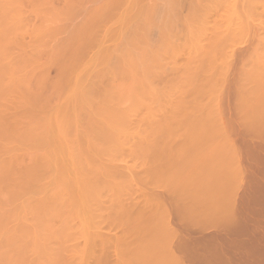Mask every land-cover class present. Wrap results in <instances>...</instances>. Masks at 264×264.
Returning <instances> with one entry per match:
<instances>
[{
	"label": "bare ground",
	"instance_id": "obj_1",
	"mask_svg": "<svg viewBox=\"0 0 264 264\" xmlns=\"http://www.w3.org/2000/svg\"><path fill=\"white\" fill-rule=\"evenodd\" d=\"M26 1H27V3L29 4V6H30V10H32L34 13H38V12H42L41 10H43V8L44 9H49V7H50V5H52V0H0V264H60V263H64V264H82L83 263V261H82V259L80 260V262H79V257L80 256H78L79 255V251H81L80 253H82V255H83V253H84V256H86L87 254H88V250L91 248V246H92V244H94V242H92V244H91V242H89L88 240H85V241H88L91 245H85L84 244V240L82 241L83 242V245H85V246H87L88 248H84V246L81 248V247H77L80 243L78 242L79 240H78V236H85L86 235V233H87V223L89 224H91V225H93V226H89L88 225V227H89V230L93 227V229L94 228H96V227H98L99 225H97L96 223H94L93 221H95L97 218L96 217H92V216H95V214L97 213L98 215H97V217L99 216V214L101 213V215L103 214L102 212L103 211H105V209H107L106 208V205L108 204V206L107 207H110L109 206V204L110 203H105V205H103L102 203L103 202H105L104 200H106V201H108L109 202V200H107V198H108V196L107 195H109L111 192H112V190H111V192L109 193V189H107V183H109V184H111L109 181H111V180H108V178H107V176L109 175V173L110 174H112V176H111V178H109V179H113V178H115V177H113V176H115V172H113V171H110V169H111V167H112V165H116V163H114V164H109L110 163V161H114L115 162V154H117L118 153V150H122L123 149V147H125L124 149H126L127 148V146H128V149H131V147H132V150H133V148H137L136 146H135V144H136V142H137V144L136 145H143V143H138V141H141V139L143 138L142 136V138H140V140H138V138L140 137V133H141V135H146V132H148V133H150V135H146L147 137L148 136H150L149 138H151V136H154L153 137V139L157 136V135H159L161 132H162V130L164 131V133H166V131H167V133L169 134V133H172L170 136H173L175 133L179 136L180 134L178 133V129L177 130H173V129H176V128H179V127H176V126H179V125H176L177 123H183V121H179V120H181L180 118H176V117H171V120H168V119H170V118H168L169 116H171V114H172V116L173 115H175V114H173V113H176V115H177V113H178V111H175V109H177L178 107H176L175 109H174V111L175 112H173V113H171V112H169V114H168V112H167V115L165 114L166 112L163 110L164 109V107H163V109H162V107L160 108V111H159V109H157V108H159L158 106H159V104H160V106H165L166 104L165 103H163L162 101H163V99H164V102H166V101H168L166 98H165V95H166V93H167V95L166 96H168V99H169V97H170V101H173L174 99H175V97H178V100H181V98H183L184 96H186V95H183V97H179V95L181 94V93H183L182 91H186L185 90V87H186V89H188L187 91H191L192 89L194 90V91H191V93L192 92H194V93H196V95L194 96V98L195 97H197V101H199V100H201L200 99V96H199V94H201L204 90H210V88L209 87H206V86H209L208 85V78H209V75H208V77H207V74H209L210 73V71H211V69L210 68H212L211 66H210V57L212 56V57H214L213 55H215L216 53H215V51L217 52V50H216V47H218V46H216V43H218L219 41H221V38H223L225 35H224V33H226V32H224L225 31V29L224 28H217V26L215 27V25H216V22H214L215 21V19H213L212 17L213 16H210V14H211V12L212 11H214V13H215V11L216 10H213L214 8L215 9H217V7L219 6V8L221 9L222 8V5L224 4V6L226 5L225 4V0H224V3L221 5L220 3H222L223 1H218V3L216 4V6H214L215 5V3L214 4H211V0H208V2L209 3H207L206 4V2H207V0H204V1H202V0H196L195 2H196V4L194 3V6H193V4H191L192 3V1H191V3L190 4H188V5H192V7L191 8H193L192 9V11L193 12H191L192 14L190 15V17H184L186 20H184L183 21V19H182V21H183V24H182V26H185V27H180L181 29L183 28V32L182 33H180L179 34V31H177L178 33L175 35V33H176V30H175V33H174V31L173 30H171L174 26H171V25H173L174 24V19H173V17L174 18H176V12L175 11H178V10H175V4H170V6H169V1L170 2H172V1H175V0H165L163 3H166V6L162 3V6H161V8L163 7V6H165L163 9L164 10H160V9H156V8H159V7H157V5H159L158 3L156 4V7H155V3H156V1H154V5H152L150 2H149V4H147L146 6H149V7H143L142 5H144V4H142V2L143 1H141V0H96V1H94V0H91V1H94V2H96L97 4H94L93 2H92V4L93 5H90L91 7H93V8H91V10H90V12H88L89 10L88 9H86L87 11H86V13L88 12L89 14H88V21H86V22H93V20H96L95 21V23H97V24H94L96 27V29L94 28V26H93V28H94V33L97 31V29H98V31L95 33V34H93L92 32H93V29H91L92 30V32H90V33H92L91 35H89L87 38H92V35H93V40L91 39V42L93 43V45L95 46V51H93L92 52V54H90V56L88 57V58H86L85 59V61L84 60H82L83 58L81 57V56H84V55H82V50H81V56H78L79 55V53L77 54L76 52H80L79 51V48L81 47L80 46V42H83V41H81V39H86V37H84L83 38V30H84V28L86 27V22L84 23H82L83 25H81L80 27H78L77 28V25H76V28H73L72 26V28L71 29H74V31H73V33H71V34H74V38H75V43H74V38H72L73 36H71V38L73 39H69V37H68V41H73V43H72V41L71 42H69V43H71V45L72 46H74L75 48H73L74 50H75V53L73 54L72 52H69L70 50V48H69V46H70V44H69V46L67 45L68 43H66V42H64V44L65 45H67L68 46V48H66L65 50H67L69 53H71L72 55V58L73 57H75V58H77L75 55L77 54V56H78V58L80 59V58H82L81 60L83 61V63L81 64V63H79V62H81V61H79V59L77 60V62L75 63V65L73 64V62H75V58H73V62L71 63V56H69L70 58H69V61H70V63H68L69 65L71 64L72 66H69L68 64V67L69 68H67V67H65L66 66V63L64 64V66L63 67H65L63 70H65V73H63L62 72V69H61V71H60V73L62 72V76L60 75V78L61 77H64L65 75H68L67 77L68 78H66V76L64 77V78H66L67 79V81H66V79H64L66 82H65V86L63 85V82L64 81H61L62 83H60V85L62 86L63 85V87L62 88H60V90L62 89V90H64L65 91V89H63V88H67L66 90H67V94H66V98L64 99L63 98V100H62V104L61 103H59V104H56L55 106L53 105L54 103L53 102H51V103H53L52 104V106H49L50 105V96L49 97H47L48 95H50L49 94V92L47 91V92H45V95L44 94H42V93H44V92H41V94L43 95H41L40 94V89H41V86L43 85V84H45L46 82L44 81L45 80V77H43V76H41V74H40V76H38L37 74V76L39 77L38 79L36 78V76H35V78L37 79V81H35L36 82V84H35V82L33 83V82H31L30 80L32 79L33 80V78L34 77H32V73L34 72L35 73V70L37 71L39 68V66H42L43 65V63L41 64H39V60H36V58L37 59H39L38 58V55H37V53L36 52H32V51H36L37 50V52H41V47H40V49L39 48H37V47H39L40 45H39V42H37L36 40V42H32V41H34V38H35V36H40V35H42V38H43V36H44V38L46 37H49L51 34L52 35H54V34H58V30L60 31L59 33H61V29L63 28V26H64V23H63V25L61 24V22H64L65 20H67L66 18V16H63V17H65L64 19H62L63 21H61L58 25H60V27H61V29H59V26L56 24V25H51V24H54L55 22H54V20L56 19L55 18V13L56 12H60V11H56V9H55V13H53L54 14V19H50V18H53L52 16L50 17V16H48L49 18H45L47 21H49L50 22V20H51V24L49 25V22H45L44 20H43V17H44V12H43V14H41V13H38V14H40L41 15V17H39L41 20H43V22L41 21V23L39 22L38 23V25L39 24H41L42 26H38V25H35L36 27L38 26V28L35 30H33V28H34V26L32 27V28H30V27H28V26H30V25H28L30 22H28V19L26 20L24 17H26L28 14H30V12H29V9H25L26 11H28L27 12V14H25L24 12H26V11H24V9H23V6H25L24 8H26V6L27 5H25V3H26ZM56 1V0H55ZM55 1H53V2H55ZM62 0H58V2H61ZM65 1V0H64ZM64 1H62V3L61 4H66ZM71 1V0H70ZM69 1V2H70ZM77 1V0H76ZM75 1V2H76ZM87 1H89V0H87ZM91 1H89V2H91ZM145 1V0H144ZM149 1V0H148ZM153 0H151V2H152ZM187 1V0H186ZM185 1V2H186ZM202 1V2H201ZM228 1V0H227ZM227 1H226V3H227ZM233 1V0H232ZM241 1V0H240ZM246 1V0H245ZM254 1V0H253ZM259 1V0H258ZM51 2V4H49ZM57 2V1H56ZM57 2V3H58ZM66 2L67 3H69L67 0H66ZM88 2V3H89ZM176 2H178V0H176ZM184 2V1H183ZM229 2V5L228 6H232V5H230V3L232 4V2H230V1H228ZM236 2H238V1H236ZM247 2V1H246ZM254 2H256V1H254ZM262 2H264V1H262L261 0V2L260 3H262ZM72 3V2H71ZM78 3H83L82 2V0H81V2L80 1H78ZM174 3V2H173ZM178 3H180V2H178ZM177 3V4H178ZM188 3V2H187ZM242 3H244V2H242ZM248 3H249V1H248ZM248 3H247V6H248ZM251 3H253V2H251L250 1V4ZM61 5V7L63 8V9H65V11L63 10V9H61V13H62V11L63 12H67V14H68V17L70 16L69 15V13L70 12H68L67 10H66V5ZM176 4V5H177ZM212 6H211V5ZM228 4V3H227ZM249 4V5H250ZM254 4V3H253ZM252 4V5H253ZM53 5H54V3H53ZM52 5V6H53ZM58 5V4H57ZM60 5V4H59ZM58 5V6H59ZM71 5H74V3L73 4H71ZM70 4H69V6L70 7H72ZM76 5H78L77 3H76ZM82 5H84V3L82 4ZM82 5H79V6H81V8L79 7L78 9H82ZM171 5H173V7L171 6ZM182 5H183V3H182ZM186 5V4H185ZM206 5V6H205ZM218 5V6H217ZM238 5H239V2H238ZM255 5H257V4H255ZM262 5H264V4H262ZM50 7L52 10H53V12H54V9L53 8H55L54 6L53 7ZM63 6H65V8L63 7ZM87 6L88 5H85V8H87ZM113 6H115L114 8H116L117 6H120L121 7V9H120V11L121 12H118L117 11V13H116V11H115V9H113L112 7ZM208 6V7H207ZM213 7V9L211 8V7ZM244 6V5H243ZM261 6V5H260ZM170 7H172L173 8V10H174V14L176 15V16H174V14L172 13L173 11H172V9L170 8ZM209 7H210V11H211V9H212V11L210 12L209 11ZM226 7V6H225ZM235 7H237V3L235 4ZM246 7V6H245ZM253 7V6H252ZM262 7V6H261ZM28 8V7H27ZM74 8H75V6L73 7V9L72 8H69V7H67V9L70 11V10H72L71 12H72V14H74L75 15V13H73V11L75 12V10H74ZM85 8L82 10V13L85 11ZM89 8V7H88ZM113 9L114 11H115V13H113L114 11H112L111 9ZM184 8V7H183ZM185 8H188V7H185ZM224 8V7H223ZM227 8V7H226ZM225 8V10L227 11V9ZM238 8H240V6H238ZM241 8H242V6H241ZM240 8V9H241ZM254 8V7H253ZM259 8V7H258ZM108 9H110V10H108ZM118 9V8H117ZM116 9V10H117ZM135 10V17H133V18H136L133 22H131L130 23V21H132L133 19L132 18H130V17H132L133 15H131V13H130V17L128 16V14H129V12H131V10ZM182 9V8H181ZM220 9L219 10H217V12H218V14H219V12H220ZM228 9H231V7L230 8H228ZM233 10H237V9H234V8H232ZM231 9V10H232ZM245 9V8H244ZM246 9H247V7H246ZM257 9V8H256ZM58 10H60V8L58 9ZM76 10H77V6H76ZM107 10H108V12H107ZM187 10V9H186ZM199 11V10H201V12L199 13V12H197V11ZM206 10H207V12L208 13H210V14H208V17H207V14H205V13H207L206 12ZM224 9H222L221 11V13H223L224 14V12L226 13V11H223ZM227 11V12H231V18H229V15H230V13L228 14V15H226L229 19L226 21L228 24H230L231 23V20H232V17H234L235 16V11ZM251 10V9H250ZM249 10V11H250ZM259 10V9H258ZM263 10V9H262ZM32 11H31V13H32ZM43 11H45V15H51L52 13L50 12L51 10H48L50 13H47L46 12V10H43ZM80 11V10H79ZM79 11H76V13H78ZM112 11V12H111ZM159 11V13H160V15H159V13H157ZM161 11H163V12H161ZM189 11V10H188ZM191 11V10H190ZM239 11V10H238ZM247 11V10H246ZM245 11V12H246ZM249 11H248V14H251V17H253L254 15L252 14V11H251V13H249ZM106 12H107V16H106ZM180 12V11H179ZM178 12V17H179V13ZM185 13H186V11H184ZM216 12V13H217ZM237 12V11H236ZM258 12V11H257ZM262 12L263 11H261V13L260 14H262ZM33 13V14H34ZM36 13V14H37ZM85 13V12H84ZM109 13H113V15L112 14H110L109 15ZM189 14H190V12H188ZM215 13V15L216 16H218L217 14ZM220 13V14H221ZM232 13H234V14H232ZM238 13H240V12H238ZM57 14V13H56ZM59 14V13H58ZM67 14H65V15H67ZM71 14V13H70ZM114 14H115V16H116V14H117V16L115 17V20L113 19V21H115V22H117L116 24H117V26L115 27V29L113 28H111L112 30H114V31H109L110 30V28L108 29V27L107 26H105V28H103L102 27V25L100 26V29L99 28H97V27H99V26H97V25H99V23H101L100 21L102 20V15L103 16H106V19L105 20H107V17L109 16V18L112 16V17H114ZM220 15V16H222V18L221 19H218V22H219V20H220V22H221V20L223 19V18H225V19H223L222 20V22L220 23V24H224L225 23V21L224 20H226L227 18L225 17V15ZM26 15V16H25ZM31 15V14H30ZM30 15H28L27 17H29ZM35 15V14H34ZM39 15V16H40ZM43 15V16H42ZM59 15H62V14H59ZM63 15H64V13H63ZM73 15V16H74ZM80 15V14H79ZM82 16H83V14H81ZM86 15V14H85ZM183 16L184 15H187V14H182ZM212 15V14H211ZM234 15V16H233ZM236 15H239V14H237L236 13ZM242 15H244L243 13H242ZM247 15V14H246ZM253 15V16H252ZM255 15H256V13H255ZM33 16V15H32ZM36 16V15H35ZM38 16V15H37ZM77 16V15H76ZM87 16V15H86ZM220 16L219 17H217V18H220ZM257 16V15H256ZM47 17V16H46ZM57 17L58 18H60L58 15H57ZM62 17V18H63ZM75 17V16H74ZM79 17V16H78ZM102 17V18H101ZM209 17H211V19H213L214 21V25H212L211 23H213V22H211V20H210V18ZM215 17V16H214ZM242 18H243V16H241ZM36 18V17H35ZM56 19V21L58 20V21H60L59 19ZM70 18H72V17H70ZM84 18H86L85 16L83 17V19ZM105 18V17H104ZM109 18H108V20H109ZM207 18H209L208 20H207ZM248 18H250V17H247V19ZM257 18V17H256ZM259 18V17H258ZM49 19V20H48ZM61 19V18H60ZM82 19V20H83ZM97 19H99L100 21L98 22V20ZM130 19H132V20H130ZM231 19V20H230ZM239 20H240V18H238ZM252 19H255L254 17L252 18ZM251 19V20H252ZM26 20V21H25ZM30 20H31V17H30ZM29 20V21H30ZM73 20H74V18H73ZM79 20V19H78ZM77 20V21H78ZM106 21L107 23L111 20H109V21ZM206 20H207V22H208V24H207V22H206ZM210 20V21H209ZM235 20H236V18H235ZM235 20H234V22L233 23H235ZM238 20V21H239ZM244 20V19H243ZM258 20V19H257ZM256 20V21H257ZM259 20H260V18H259ZM258 20V21H259ZM24 21H25V23L26 22H28V23H24ZM36 21L37 20H35V23H36ZM70 22H71V19L69 20ZM85 21V20H84ZM112 21V20H111ZM176 21H178V20H176ZM182 21H180L179 23H181ZM229 21V22H228ZM233 21V20H232ZM238 21H236V23L238 22ZM65 22H67V21H65ZM70 22H69V24H70ZM74 22V21H73ZM79 22L80 21H78V25H79ZM114 22V23H115ZM211 22V23H210ZM242 22H244V21H240L239 23H242ZM247 22V21H246ZM249 22V24H252L250 21H248ZM252 22H254V21H252ZM34 23V24H35ZM44 23H45V25H44ZM57 23V22H56ZM94 23V22H93ZM113 23V24H114ZM184 23H185V25H184ZM209 23H210V25H209ZM227 23H226V25H227ZM239 23L237 24V25H239ZM259 23V22H258ZM261 23V22H260ZM259 23V24H260ZM263 23V22H262ZM37 24V23H36ZM46 24H48V25H46ZM69 24H68V22H67V24L65 23V25H67V27L69 26ZM74 24V23H73ZM102 24H104V21H102ZM112 24V23H111ZM112 24V25H113ZM244 24V23H243ZM248 24V25H249ZM71 25V24H70ZM85 25V26H84ZM92 23H91V27H92ZM105 25V24H104ZM107 25V24H106ZM112 25H111V27H112ZM180 25V24H179ZM233 25V24H232ZM50 26V27H49ZM52 26V27H51ZM54 26H58V27H56V30H53V28H55ZM82 26H84V27H82ZM90 26V25H89ZM176 26V25H175ZM225 27V25H222V26H218V27ZM241 26V25H240ZM75 27V26H74ZM88 27V26H87ZM86 27V28H87ZM227 27V29H228V27L229 26H226ZM236 27V26H235ZM245 27V26H244ZM57 28H58V30H57ZM64 28H66V26L64 27ZM69 28V29H70ZM153 28L156 30L157 28V30H158V32L159 31H161V32H159L160 34H161V38H159V35L158 36H156V38H159L158 40H160V41H158V40H156V39H154V40H156V42L155 41H153L152 39L151 40H149L150 38H149V36H147L149 33H150V35H151V32L150 31H153L154 32V30H153ZM185 28V29H184ZM238 28V27H237ZM29 29H32L33 31H31V30H29ZM68 29V28H67ZM174 29V28H173ZM227 29H226V31H227ZM231 29H234V27L233 26H231V28H229V30L231 31ZM240 30H242L243 28H239ZM239 29H237L236 31H235V29H234V31L236 32V33H234V31H229L228 30V32H230L231 34L232 33H234V34H239V32H238V30ZM64 30V29H63ZM87 30H90V28L89 29H87ZM86 30V31H87ZM185 30V31H184ZM218 30H222V31H218ZM224 30V31H223ZM55 31H57V32H55ZM64 31H66V29L64 30ZM63 31V32H64ZM244 31V30H243ZM26 32L28 33L29 32V34H27V35H30V33L32 32L33 34V36H31L33 39L32 40H30L32 43H33V46H32V43L30 42V43H28L27 42V39L25 40L26 42H27V44H30L31 46H27L28 48L29 47H31L30 49H29V51H28V48H26V43L22 40V42L20 41L21 40V37L22 36H24V34H26ZM45 32V35H43L42 33H44ZM53 32H54V34H53ZM72 32V31H71ZM172 32L174 33L173 35H172ZM212 32V34H211V36L209 35V33H211ZM24 33V34H23ZM48 34V36H46L47 34ZM89 33V31L88 32H86V33H84V36H87V34ZM89 33V34H90ZM155 33H156V31H155ZM207 33H208V35H207ZM230 33H229V35H230ZM56 34V35H57ZM66 34V33H65ZM86 34V35H85ZM109 34H111V36L113 37V38H115V40H117L118 41V44L116 45H113V46H115V47H108V45H104V42H106V41H104V40H109V39H107L106 37L109 35ZM183 34V35H182ZM226 34H228V33H226ZM22 35V36H21ZM82 35V36H81ZM95 35V36H94ZM154 36H155V34H153ZM177 36V37H179L180 35L182 36V38H183V45L182 46H177L175 43H174V41L173 40H175V39H173L172 40V37L174 38L175 36ZM213 35V36H212ZM224 35V36H223ZM233 35V34H232ZM231 35V36H232ZM26 36V35H25ZM68 36H69V34H68ZM76 36V37H75ZM81 36V37H80ZM110 36V37H111ZM207 36L208 37H210L211 38V41H210V38H207ZM227 36V35H226ZM236 36V35H235ZM52 37V36H51ZM51 37H49V40L51 39ZM55 37L57 38V36H54V38H52L51 39V42L53 41V39H55ZM61 37V36H60ZM59 37V38H60ZM67 37V36H66ZM109 37V36H108ZM111 37V38H112ZM228 37V36H227ZM18 38H19V40H18ZM41 38V37H40ZM41 38V39H42ZM43 38V39H44ZM46 38H45V41H43V42H45V43H51V42H48V40H46ZM65 38V37H64ZM104 38H106V39H104ZM232 38V37H231ZM66 39V38H65ZM84 39V41L85 42H87V40H85ZM224 39H225V37H224ZM17 40V41H16ZM58 40V39H57ZM62 40V39H61ZM77 40V41H76ZM112 40V39H111ZM223 40V39H222ZM226 40H228V38L226 39ZM16 43H15V42ZM66 41H67V39H66ZM67 41V42H68ZM80 41V42H79ZM153 41V43L154 44H152L151 42ZM158 41V42H157ZM176 41V40H175ZM179 41V40H178ZM218 41V42H217ZM223 41H225V40H223ZM18 42H20L21 44H23L25 47H23V48H25V49H23V48H21L22 46H21V44H19ZM53 42H55V41H53ZM57 42V41H56ZM55 42V43H56ZM59 42H62V41H59ZM79 42V43H78ZM112 42V41H111ZM177 42V41H176ZM206 42L208 43V44H210V45H208V44H206ZM227 41H225V43H226ZM13 43H14V45L16 44H18L17 46L19 47H17V46H15V47H12V46H14L13 45ZM42 43V42H41ZM44 43V45H46ZM77 43V44H76ZM89 43V42H88ZM108 43H109V41H108ZM156 43V44H155ZM223 42L221 41V44H222ZM36 44H38L39 46H37ZM48 44V45H49ZM54 44V43H53ZM58 44V43H57ZM61 44H63V43H61ZM82 44V46H84L83 44H84V42L83 43H81ZM87 44V43H86ZM51 46H52V43L50 44ZM50 45H49V47H50ZM76 45H79L80 47H76ZM88 45V44H87ZM90 45V44H89ZM92 45V46H93ZM179 45V44H178ZM208 45V46H207ZM218 45H220V44H218ZM41 46H42V44H41ZM62 46V45H61ZM71 46V47H72ZM93 46V47H94ZM18 49H17V48ZM43 47V46H42ZM53 47V46H52ZM52 47H50V49H52ZM89 47V46H88ZM224 47H226L227 48V46H224ZM223 47V49H225ZM16 48V50H15V52H13V53H16V51H17V53L16 54H14V55H17V56H14L13 54H11L12 52L11 51H14V49ZM21 48V49H20ZM62 48H64V47H62ZM78 48V49H77ZM83 48H85V47H83ZM177 48H180V49H182V50H186V53H187V56H188V59H187V62H185L186 64V66L185 65H183L182 64V66H183V70H182V67L181 66H179V67H181L180 68V70H182V71H184V70H186V72L185 73H181L180 71V75H182V76H186L185 77V85H184V83H183V80H184V77H180V75L178 76L179 78H183L182 79V83L180 82V81H178L177 79V81L178 82H176V84L178 83L179 85H177V86H179V88H180V90H181V93L179 94V95H174V97L173 96H170V92H171V90L173 89V87H174V85H173V87H171V86H167V84H166V86L168 87V88H172V89H164V86H163V89H162V87L160 88V90L158 91V89L156 88V87H152L151 85H152V83H154L155 84V82L157 81V79L156 78H158L159 79V70L160 71H162L161 72V74H164V73H166V68H167V66H169V65H171L172 67H174V65H173V63L175 62V60H176V57L175 58H173L174 59V61L172 62V60H171V62H170V64L168 65V62H169V60L168 61H165L164 59L165 58H169V56L170 55H172V56H176L177 54H179V53H177V51L179 50V49H177ZM219 48V47H218ZM217 48V49H218ZM12 49V50H11ZM27 49V50H26ZM39 49V50H38ZM54 49V50H53ZM53 49H52V52L50 53V57L52 58V59H54V60H58L59 59V57L57 58V56H59V54L60 53H62L61 52V47H60V44H59V46H58V48H56V46H54L53 47ZM56 49V50H55ZM61 49V50H60ZM87 49V48H86ZM92 50L94 49V48H91ZM220 49V48H219ZM219 49H218V51H219ZM11 50V51H10ZM23 50H26V51H28V53L26 52V53H23ZM64 50V51H65ZM221 50V49H220ZM18 51H20V52H18ZM31 51V52H30ZM44 52H46L45 50H43ZM87 51V50H86ZM181 51V50H180ZM225 51V50H224ZM89 52L90 51H88V54H89ZM220 52V51H219ZM223 52V51H222ZM229 52V51H228ZM19 53V54H18ZM32 55H31V54ZM38 53V54H39ZM64 53H66V55H65V57H67L68 55H67V52L65 51ZM64 53H63V55H64ZM177 53V54H176ZM185 53V52H184ZM184 53H181V54H184ZM214 53V54H213ZM218 53V52H217ZM226 53V52H225ZM29 54V55H28ZM36 54V55H35ZM40 54H42V53H40ZM39 54V55H40ZM180 54V55H181ZM33 55H35V56H33ZM44 55V54H43ZM169 55V56H168ZM219 55H221V54H216V56L218 57ZM222 55H224V53L222 54ZM61 56V55H60ZM86 56H87V54H86ZM216 56L214 57V58H216ZM230 55H228V57H229ZM39 57H41V55L39 56ZM46 57V56H45ZM62 57V56H61ZM221 57V56H220ZM51 58H49L50 60H51ZM56 58V59H55ZM178 58V57H177ZM199 60H198V59ZM223 58V57H222ZM221 58V59H222ZM44 59V58H43ZM42 59V60H43ZM48 58H45V60H47ZM48 59V60H49ZM64 59V58H63ZM170 59H171V57H170ZM201 59H202V61H201ZM61 60V59H60ZM59 60V61H60ZM163 60H164V62H163ZM192 60H195L196 62H194L193 61V63H192ZM207 60H209V61H207ZM223 60V59H222ZM52 61V60H51ZM66 61H67V59H66ZM65 61V62H66ZM68 61V62H69ZM79 61V62H78ZM178 61V60H177ZM182 61V59L180 60V62ZM200 61H201V64H200ZM213 61V60H212ZM220 61V60H219ZM218 61V62H219ZM44 62V61H43ZM45 62H48V61H45ZM199 64H198V63ZM214 62H215V59H214ZM229 62V61H228ZM51 63V62H50ZM50 63H48V64H50ZM54 63V62H53ZM164 63V64H163ZM167 63V64H166ZM176 63V62H175ZM182 63V62H181ZM192 63V64H191ZM194 63H196V64H194ZM213 63V62H212ZM217 63V62H216ZM215 63V64H216ZM226 63V62H225ZM52 64V63H51ZM229 64V63H228ZM45 65H46V63H45ZM61 66H62V63L60 64ZM166 65V67H163V66H165ZM178 64H176V66H177ZM179 65H181V64H179ZM213 65V64H212ZM48 66V65H47ZM56 66V65H55ZM175 66V67H176ZM186 68H185V67ZM217 66V65H216ZM221 66V67H220ZM220 66H219V68L220 69H223L222 68V66L223 67H225L226 69H227V67L226 66H224V64H220ZM263 66V65H262ZM57 67V66H56ZM174 67V68H175ZM179 67H177L178 69H179ZM38 68V69H37ZM41 68V67H40ZM59 68V67H58ZM163 68V69H162ZM213 68H215V71L213 72V73H215L216 71H217V69H218V67H214L213 66ZM217 68V69H216ZM264 68V67H263ZM168 69V71L167 72H169V71H171V70H173V69H171V70H169V68H167ZM176 69V68H175ZM174 69V71H173V73L175 72V71H177L178 72V70H175ZM164 70H165V72H164ZM225 70V69H224ZM224 70H222V71H224ZM228 70V69H227ZM222 71H220V73H222ZM226 71V70H225ZM225 71H224V73H225ZM158 72V73H157ZM211 72V73H212ZM39 73V72H38ZM67 73V74H66ZM79 73H81L80 74V76H78L79 75ZM157 73V74H156ZM212 73V74H213ZM167 74V73H166ZM211 74V75H212ZM34 75V74H33ZM44 75V74H43ZM156 75H157V77H156ZM170 75H172V73L170 74ZM200 75H202L203 77H201ZM55 76V75H54ZM111 77V80H112V78H116V81L114 82V85L112 84L113 82L112 81H110V78H108V77ZM154 76H155V78H154ZM164 76V75H163ZM172 76H174V75H172ZM197 76H200L201 77V79H200V77H197ZM224 76V75H223ZM32 77V78H31ZM40 77H42V78H40ZM125 77H130L129 79L132 81V82H130V83H132L133 84V86L130 84V85H128L129 86V88H131V90H130V93H128V95H125L124 94V92H121L120 90H117V87H114L115 86V83L116 82H118L119 81V79H121V82L122 81H124V79H126ZM162 77V76H161ZM160 77V78H161ZM178 77H176V78H178ZM118 78V79H117ZM170 78H172V77H170ZM173 78H175V76L173 77ZM173 78L171 79L172 81H173ZM36 79H34V80H36ZM62 79V80H63ZM128 79V78H127ZM129 79L127 80V83H128V81H129ZM153 79V80H152ZM156 79V80H155ZM162 79V78H161ZM197 79V80H196ZM210 79H211V77H210ZM33 80V81H34ZM155 80V82H153ZM164 80V79H163ZM167 80H169V77H168V79ZM60 81V80H59ZM126 81V80H125ZM124 81V82H125ZM159 81V80H158ZM157 81V82H158ZM164 81H166V78H165V80ZM164 81H162L161 80V84H165V82ZM171 81V82H172ZM219 81V80H218ZM44 82V83H43ZM164 82V83H163ZM169 82V81H168ZM180 82V83H179ZM211 82H214V81H212V79H211ZM33 83V84H32ZM57 83V82H56ZM59 83H58V85H59ZM127 83H126V85H127ZM167 83V82H166ZM217 84L216 85H218V82H216ZM222 83V82H221ZM34 84H35V86L36 85H38V88H39V90L40 91H38L37 90V86H36V88L34 89H32V87L34 86ZM67 84V85H66ZM118 84V83H117ZM174 84V83H173ZM176 84H175V86H176ZM180 84L181 85H183L182 87L184 88V90H183V88H181L180 87ZM33 85V86H32ZM47 85V88H48V84H46ZM57 85V86H58ZM159 85V84H158ZM170 85V84H169ZM215 85V86H216ZM32 86V87H31ZM40 86V87H39ZM44 86V85H43ZM56 86V87H57ZM60 86V87H61ZM130 86H132V87H130ZM176 86V87H177ZM214 86V85H213ZM212 85L210 86V87H213ZM219 86V85H218ZM46 87V86H45ZM118 87H119V85H118ZM176 87H174V90H175V88ZM191 87H192V89H191ZM205 87H206V89H205ZM44 88V87H43ZM156 88V89H155ZM178 88V87H177ZM178 88V89H179ZM56 89V88H55ZM126 89V88H125ZM127 89H128V87H127ZM152 89H154V90H152ZM38 92H37V91ZM44 90V89H43ZM59 89L57 90L58 92L60 91ZM61 90V91H62ZM161 90L163 91V92H161ZM164 90H166V92H164ZM211 90H212V88H211ZM56 91V90H55ZM56 91V92H57ZM64 91H62V92H64ZM128 91V90H127ZM158 91V92H157ZM169 91V92H168ZM173 91V90H172ZM176 91V90H175ZM179 91V90H178ZM36 92L38 93V94H36ZM57 92V93H58ZM155 92H157L158 94H160V95H157V93H155ZM161 92V93H160ZM206 92H208V91H206ZM205 92V93H206ZM34 93H35V95H34ZM165 93V94H164ZM168 93H170V94H168ZM174 93V92H173ZM186 93V92H185ZM204 93V92H203ZM48 94V95H47ZM189 94V93H188ZM209 94V93H208ZM47 95V96H46ZM57 95V94H56ZM56 95L54 96V98L56 97ZM60 95V93H58V95L57 96H59ZM163 97H162V96ZM172 95V94H171ZM192 95V94H191ZM204 95V94H203ZM46 96V97H45ZM52 96V95H51ZM158 96H160V103L158 102V100H159V97ZM188 96V95H187ZM190 96V95H189ZM201 96H202V94H201ZM206 96H208L207 94H206ZM53 97V96H52ZM51 97V98H52ZM60 97H62V96H60ZM162 97V98H161ZM171 97H173V98H171ZM209 97V96H208ZM211 97V96H210ZM48 98V99H47ZM180 98V99H179ZM186 99H188L187 97H185ZM193 98V97H192ZM172 99V100H171ZM177 99V98H176ZM176 99L173 101V103H171L170 101H169V103L168 102H166L167 103V106H168V104H170L169 106H173L174 104L175 105H177L178 106V104H180V103H178V104H176L175 103V101H176ZM191 99V98H190ZM199 99V100H198ZM47 100H49V101H47ZM58 100H60L59 99V97L57 98V101ZM183 100H184V98H183ZM183 100H181V102L183 101ZM193 100H195V99H193ZM193 100H190V101H193ZM51 101H52V99H51ZM64 101V102H63ZM187 101V100H186ZM184 102L183 101V103H186V104H188L187 102ZM189 101V100H188ZM209 101V100H208ZM214 101H216V100H214ZM49 102V105L47 104ZM158 102V103H157ZM212 102H213V100H212ZM46 103V104H45ZM145 103H146V105H145ZM147 103H149L148 105L150 106V103H152L151 104V106L150 107H153V105H154V107L152 108L153 110L154 109H157V111H153L152 109H151V111H150V107L147 105ZM157 103V104H156ZM192 103V102H191ZM196 103V102H195ZM200 105H203L202 103V100L200 101ZM210 103L211 102H208L207 104L204 102V104L205 105H208V106H210ZM216 103V102H215ZM215 103H213V105L215 104ZM193 104H194V102H193ZM198 104V106H199V103H197ZM158 105V106H157ZM144 106H148V107H144ZM167 106H165L166 108H167ZM168 107L167 108V110L168 111H171V109L172 108H174V107ZM181 106V105H180ZM183 106H184V104H183ZM212 106V105H211ZM221 106V105H220ZM11 107V108H10ZM12 107H14V108H12ZM143 109H142V108ZM157 107V108H156ZM201 107V106H200ZM213 107V106H212ZM217 107V104H216V106L215 107H213L214 109ZM219 107V106H218ZM217 107V108H218ZM222 107V106H221ZM220 107V108H221ZM190 108V107H189ZM204 108V107H203ZM208 108V107H207ZM211 108V107H210ZM9 109H11V110H16V113L14 112V111H12V113L11 112H9L8 110ZM139 109H140V111H139ZM187 110H188V108H186ZM191 109H193V111L195 110V108H193V106L191 107ZM202 109V108H201ZM10 110V111H11ZM141 110H144L145 112H143L144 114H145V116L146 117H144V115H143V113H141L140 114V112H141ZM165 112L164 113V117L166 118L167 116V118L165 119V121L167 120V122H173L174 121V123H175V126L174 125H172L171 126V124L168 126V127H164L165 125H168L167 123L165 124V125H163V127L165 128V129H163V127H162V129H161V127H158V125L160 124H163V122L162 123H160L159 122V124H158V121H159V118L161 119H163V116H160L159 117V115H158V112L160 113V115L162 114L163 115V112ZM179 110V109H178ZM183 110H185V109H183ZM190 110V109H189ZM198 110L200 111V108H198ZM197 110V111H198ZM206 110V108L204 109V111ZM209 110V109H208ZM250 110V109H249ZM192 111V112H193ZM203 111V112H204ZM216 112L215 110H212V111H208L209 113H214V112ZM219 111V110H218ZM10 114H9V113ZM148 112H149V114H151L150 112H152V114H153V116H156V119H155V121H153V119L155 118H153L152 119V114H151V116L148 114ZM154 112H157V114H155ZM183 112V111H182ZM181 112V110H180V113L178 114V115H184L183 113ZM191 112V111H190ZM191 112V113H192ZM201 112V111H200ZM207 111H206V114L208 113ZM222 112H223V109H222ZM15 113V114H14ZM185 113H188V111L187 112H185ZM199 113V112H198ZM205 113V112H204ZM204 113H202V114H204ZM209 113H208V115H209ZM211 113V115H213ZM224 113V112H223ZM263 113V112H262ZM8 114H9V116H8ZM22 114L24 115V116H22ZM148 115V117H151V118H148L147 117V115ZM194 114H195V112H194ZM201 114V113H200ZM199 114V116H201ZM218 114V113H217ZM10 115H11V117H10ZM157 115H158V117H157ZM191 115V114H190ZM196 115V114H195ZM195 115H192V116H194V117H196ZM198 116V115H197ZM206 116V115H205ZM205 116H203L202 115V117H204L205 118ZM214 117H215V115H213ZM217 116V115H216ZM222 116V115H221ZM224 116V115H223ZM264 116V115H263ZM20 117H21V120H20ZM23 117H25V120H26V122H23V123H21V121H24V118ZM144 117V118H143ZM191 117V116H190ZM220 117V116H219ZM254 117V116H253ZM142 118H143V120L145 119V118H148L147 119V121H149L150 122V120L149 119H151V122H150V126L151 125H153V123H154V125L153 126H151V127H149V122H148V124H147V122H146V119L143 121L142 120ZM158 118V119H157ZM173 118H176V119H174L173 121H172V119ZM198 118V121H200L202 124L203 123H207V122H202L201 121V119L202 118H199V117H197ZM207 118V117H206ZM205 118V119H206ZM211 118H212V116H211ZM221 118V117H220ZM223 118H225V116L223 117ZM262 118H264V117H262ZM23 119V120H22ZM162 119H161V121H162ZM179 119V120H178ZM189 119V118H188ZM218 119V118H217ZM258 120H259V118H257ZM256 118H253V119H251V122H252V120L254 121H256L257 120ZM156 120H157V123H156ZM175 120L177 121L178 120V122H175ZM190 120V119H189ZM193 120H194V118H193ZM203 120V119H202ZM216 120V119H215ZM220 120H222L223 121V119H220ZM225 120V119H224ZM227 120V119H226ZM257 120V121H258ZM261 120V119H260ZM142 121V122H141ZM197 121V120H196ZM207 121V120H206ZM209 121V120H208ZM219 121V120H218ZM217 120H216V122L217 123H219ZM263 121V120H262ZM83 123V129H82V124L81 123ZM146 124V126H145V124ZM189 122H191L192 123V121H189ZM195 122V121H194ZM193 122V123H194ZM212 122H213V120H212ZM211 122V123H212ZM216 122L214 121V123L216 124ZM227 122V121H226ZM141 123H143L144 125H142ZM165 123V122H164ZM174 123H172V124H174ZM191 123H190V125H191ZM210 122H208V124H209ZM210 123V124H211ZM221 123H223V124H226V123H224V122H221ZM228 123V122H227ZM259 123V122H258ZM79 124H81L80 126H79ZM156 124H157V126H156ZM196 124V123H195ZM201 124V125H202ZM214 124V125H215ZM223 124H221V125H223ZM251 125H253L252 123H250ZM256 124V123H255ZM260 124V123H259ZM159 125V126H160ZM181 125H183V124H181ZM189 125V124H188ZM198 125V124H197ZM207 125V124H206ZM219 125V124H218ZM249 125V124H248ZM143 126H145V127H143ZM155 126V127H154ZM162 126V125H161ZM194 126V125H193ZM200 126V125H199ZM199 126H196V128H195V126L194 127H191V128H194L193 130L192 129H190L189 127V129L190 130H192V131H188L189 133H188V135H190L191 134V136L190 137H193L194 136V134H196L197 135V133L199 134L200 132L199 131H201V133L202 132H207V131H204L205 130V128H207V126H205V127H199ZM213 126V125H212ZM215 126H217V125H215ZM214 126V127H215ZM220 126V125H219ZM218 126V127H219ZM223 126H225V125H223ZM250 126V125H249ZM248 126V127H249ZM80 127V128H79ZM150 128V129H145V131L143 132V129L144 128ZM172 129H171V128ZM173 127H176V128H173ZM182 127V126H181ZM181 127L179 128V131H180V129H181ZM187 126H185V129H187L186 128ZM203 128L202 130L200 129L197 133H193L194 132V130H196L197 128ZM227 128H228V126H226ZM225 127V128H226ZM251 127V126H250ZM167 128H169V129H167ZM223 128L224 127H222V133H223V131H225L226 129H224L223 130ZM255 128V127H254ZM81 129V130H80ZM184 129V128H183ZM184 129V130H185ZM214 129V128H213ZM213 129L211 130H209V129H207V130H209V133L207 132V134H205V133H200L199 134V136L198 137H200V136H202V135H206V136H210V134L212 135V132L210 133V131H213ZM220 129V128H219ZM166 130V131H165ZM183 130V132H187V130H185L184 131ZM198 130V129H197ZM218 130V129H217ZM229 130V129H228ZM245 131L247 130V129H244ZM255 130V129H254ZM215 131V130H214ZM213 131V132H214ZM219 131V130H218ZM143 132V133H142ZM175 132V133H174ZM182 132V133H183ZM185 132V134H187ZM193 134H192V133ZM216 132V131H215ZM226 132H228V131H226ZM247 132V131H246ZM260 132V131H259ZM145 133V134H144ZM163 133V132H162ZM161 133V134H162ZM163 133V134H164ZM164 134V135H162L163 137L165 136L166 138H168L167 136H169L168 134ZM174 133V134H173ZM181 133V132H180ZM248 133V132H247ZM129 134H131V136H133L132 138L133 139H135V135H137V138L135 139L136 140V142L132 145H130V143H132V141L134 142L135 140H131V142H129L128 143V138L126 139L125 138V136L126 137H128V135ZM133 134V135H132ZM184 134V133H183ZM217 134V133H216ZM227 134V133H226ZM225 134V132H224V135H225V137L227 138V137H229V136H227ZM138 135H139V137H138ZM193 135V136H192ZM195 135V136H196ZM204 135V136H205ZM215 135V134H214ZM221 135V133L219 134V136ZM130 136V137H131ZM183 136V135H182ZM194 136V137H195ZM216 137H218L217 135H215ZM222 137H223V135H221ZM124 137V138H123ZM164 137V138H165ZM185 137V136H184ZM193 137V138H194ZM224 137V138H225ZM123 138V140H126L127 141V143L126 144H128L127 146L126 145H124L123 146V143H124V141H122L121 139ZM146 138V137H145ZM145 138H143V139H145ZM157 138V137H156ZM155 138V139H156ZM162 137H159V139H160V141L161 140H163V138L161 139ZM171 138V137H170ZM185 138H187V137H185ZM189 138V137H188ZM197 138V137H196ZM219 138V137H218ZM230 138V137H229ZM142 139V140H143ZM147 139V138H146ZM152 139V138H151ZM159 139L157 140L158 142H159ZM222 139V138H221ZM228 139V138H227ZM129 140V141H130ZM170 140V139H169ZM174 140V139H173ZM231 140H233V139H231ZM95 141H98V142H95ZM123 143H122V142ZM147 141V140H146ZM145 141V142H146ZM150 141V140H149ZM164 141V140H163ZM225 141H226V139H225ZM234 141V140H233ZM100 142V143H99ZM142 142V141H141ZM148 142V141H147ZM162 142V141H161ZM160 142V144L161 145H163V143H161ZM165 142H168V140L166 141L165 140ZM164 142V143H165ZM174 142H175V140H174ZM174 142H172V143H174ZM99 143V144H98ZM119 143H120V145L121 146H123V147H121L120 145H119ZM122 143V144H121ZM152 143V142H151ZM154 143H156V144H153V145H157V142H154ZM171 143V144H172ZM230 143V142H229ZM119 145V148H122V149H118V148H116V147H118V146H116V147H112V146H115V145ZM125 144V143H124ZM146 144V143H145ZM175 144H177V143H175ZM175 144H173V146L175 145ZM147 145V144H146ZM149 146H150V144H149ZM155 146L153 147V148H155ZM175 146H177V145H175ZM110 147H112V148H110ZM139 147H141V146H139ZM138 147V148H139ZM151 147V146H150ZM160 147V146H159ZM162 147V146H161ZM170 147H171V145H170ZM141 148H143V147H141ZM111 149V151H109ZM127 149V150H128ZM140 149V148H139ZM170 149V148H169ZM169 149H168V151H169ZM172 149H176V148H172ZM115 150H117L116 151V153L113 155V157L111 156V154H113V152H115ZM131 150V152H134V151H132ZM138 150V149H137ZM137 150H135V151H137ZM109 151V152H108ZM123 151V150H122ZM173 151V150H172ZM28 152H30L31 153V155H32V153H33V155H32V158H31V161H30V159L28 160L27 159V161L30 163V164H27L26 162H25V164H24V162H23V158H22V156L24 155V153L26 154V153H28ZM129 152H130V150H129ZM130 152V153H131ZM154 152H156V151H154ZM153 152V153H154ZM152 153V152H151ZM175 153V152H174ZM29 154V153H28ZM106 154V155H105ZM132 154H135V153H132ZM177 154V153H176ZM101 155V156H100ZM103 155V156H102ZM108 155H110L111 157H109V159L107 158L108 157ZM151 155V154H150ZM28 156V155H27ZM29 156H30V154H29ZM104 156H107L106 158L109 160V162L107 161V163L105 164V165H107V167H108V165H109V168L110 169H107V167L106 168H101V167H99L98 165H102V163H100V164H98L97 163V161H98V158H99V160H100V162L101 161H103L104 162V160L106 159ZM25 157V156H24ZM31 157V156H30ZM101 157H102V159H101ZM104 157V158H103ZM147 157H149V156H147ZM146 157V158H147ZM205 157V156H204ZM29 158V157H28ZM118 158V157H117ZM186 158H187V156H186ZM191 158V157H190ZM198 158V157H197ZM200 158V157H199ZM106 159V160H107ZM113 159V160H112ZM151 159H152V157H151ZM169 159V158H168ZM214 159H216V158H214ZM105 160V161H106ZM148 160V162H149V160L150 159H147ZM154 160H156V159H154ZM189 160V159H188ZM209 159H207L206 160V162H205V164H204V166H206L207 164V166H209V167H216L217 168V166L218 165H220V166H218L219 168L220 167H222L221 165V162L220 163H218L217 164V162H219V161H217V160H213L214 161V163L216 162V164H214L213 163V161L211 162V159H210V162L208 161ZM238 160V159H237ZM159 161V160H158ZM163 161H165L166 162V160L164 159ZM168 161V160H167ZM173 161V160H172ZM193 161V160H192ZM197 161V160H196ZM195 161V162H196ZM238 161H240V160H238ZM143 162V161H142ZM141 162V163H142ZM156 162V161H155ZM160 162H161V159H160ZM169 162V161H168ZM191 162V161H190ZM202 162L204 163V161L202 160ZM207 162H209V163H207ZM140 163V164H141ZM144 163V162H143ZM141 164V166H143L144 164ZM151 163H153L152 161H151ZM157 163V162H156ZM177 163V162H176ZM202 163V164H203ZM137 164V163H136ZM150 164V163H149ZM160 164V163H159ZM159 164H157V165H159ZM185 164H187V163H185ZM189 164V163H188ZM187 164V165H188ZM193 164H194V162H193ZM198 164V163H197ZM201 164V165H202ZM209 164H211V165H209ZM212 164H214L213 166H212ZM110 165H111V167H110ZM118 165V164H117ZM156 165V166H157ZM163 165V166H162ZM167 166L165 167V168H167L169 165L168 164H166ZM173 165V164H172ZM195 165V164H194ZM134 166V165H133ZM133 166H131V167H133ZM140 165H138V167H139ZM140 166V167H141ZM147 166H148V164H147ZM147 166H145V167H147ZM150 166H151V164H150ZM156 166L154 165V169L155 170H157V169H159V167L157 166V169H156ZM160 166V165H159ZM164 164L163 163H161V168H163V169H165L164 168ZM171 166V165H170ZM174 166V165H173ZM196 166V165H195ZM207 166H206V168H207ZM237 165H235V167H236ZM104 167V166H103ZM114 167V166H113ZM120 166H118V168H119ZM139 167V168H140ZM176 166H174V169H171V171L173 170H177L176 168H175ZM180 167V166H179ZM197 167V166H196ZM238 167V166H237ZM242 167V166H241ZM114 168H116V167H114ZM117 168V169H118ZM129 168V167H128ZM135 168H137V165H136V167H133V169H131V170H135ZM142 168V167H141ZM140 168V169H141ZM144 168V167H143ZM171 168V167H170ZM180 168H184V169H186L185 168V166L184 167H180ZM192 168V167H191ZM194 168V167H193ZM192 168V169H193ZM219 168L218 169H216V170H219ZM106 169H107V172H106ZM120 169V168H119ZM163 169H162V171H163ZM212 169V168H211ZM246 169V168H245ZM115 170V169H114ZM122 169H120V171H121ZM130 170V169H129ZM150 170V169H149ZM152 170H153V168H152ZM161 170V169H160ZM200 170V169H199ZM194 171V172H197V173H199V172H201V171ZM204 170V169H203ZM208 169H206V171L205 172H207V174L209 173V175L210 174H212V172H211V170H210V172H208L207 171ZM241 170V169H240ZM240 170H238L239 172H240ZM247 170V169H246ZM249 170V169H248ZM118 171V170H117ZM119 171V172H120ZM137 171V170H136ZM142 171V170H141ZM165 171V170H164ZM220 171H221V169H220ZM107 173V175H106V173ZM119 172H118V174H119ZM122 172V171H121ZM143 172V171H142ZM158 172V171H157ZM168 172V171H167ZM237 172V171H236ZM238 172V174H240ZM243 172V171H242ZM132 173V172H131ZM139 173H140V171H138L137 172V176L139 175ZM153 173V172H152ZM159 173V172H158ZM162 173H165V172H162ZM192 173V172H191ZM218 173V174H217ZM217 173H215L214 172V176L215 177H217L218 175H219V172H217ZM121 174V173H120ZM140 174H142V173H140ZM168 174V173H167ZM170 174V173H169ZM169 174H168V176H169ZM195 173H193L192 175H194ZM206 174V173H205ZM215 174H217V176L215 175ZM241 174H243L244 175V173H241ZM116 175H117V172H116ZM122 175V174H121ZM133 175V174H132ZM143 175V174H142ZM144 175H146V177H147V175H148V173H147V171H146V174H144ZM154 175H156V174H153V180H157L156 178L157 177H155ZM162 175V174H161ZM164 175V174H163ZM163 175H162V177H163ZM196 176H197V174H195ZM202 175V174H201ZM200 175V176H201ZM208 175V176H209ZM212 175V176H213ZM131 176V175H130ZM129 176V177H130ZM135 176V175H134ZM141 175H139L138 177H140ZM158 176V175H157ZM168 176H167V180L168 181H170V177H172L173 179H174V181L176 180L175 179V177H177V176H175V177H173V176H170L169 178H168ZM190 176V175H189ZM199 176V177H200ZM206 176V175H205ZM207 176V177H208ZM212 176H209V178L211 179V177ZM238 176V175H237ZM246 176V175H245ZM109 177V176H108ZM113 177V178H112ZM141 177H144V176H141ZM152 177V175L149 177H147L148 179L149 178H151ZM155 177V178H154ZM179 177V176H178ZM195 177V176H194ZM198 177V176H197ZM202 177H204V172H203V176ZM240 177H242V176H240ZM135 178V177H134ZM134 178H133V180H134ZM187 178V177H186ZM192 178V177H191ZM213 179H214V177H212ZM140 179H143V178H140ZM139 179V180H140ZM145 177H144V180L143 181H145ZM164 180L163 181V184L161 183V185H164V183L165 184H167V180L165 181V178H161L160 177V180ZM173 179H171V181L173 182ZM217 179H219V176L217 177ZM115 180H117L116 178H115ZM114 179H113V181L116 183L117 181H115ZM131 179H129V180H127V183H128V181H130ZM151 180V179H150ZM162 180L160 181V182H162ZM180 182L181 181H183V180H180V179H178ZM202 180V179H201ZM200 180V181H201ZM236 180H238V178H236ZM247 180V179H246ZM125 181V180H124ZM142 181V180H141ZM142 181V182H143ZM197 181V180H196ZM199 181V180H198ZM197 181V182H198ZM199 181V183H201ZM205 181V180H204ZM216 181V180H215ZM244 181V180H243ZM251 181V180H250ZM262 181V180H261ZM113 182V183H114ZM132 181H130L129 183H128V185L131 183ZM141 182V183H142ZM146 182H147V179H146ZM148 182H151V181H149L148 180ZM156 182V181H155ZM155 182H152V183H148V185H150L151 186V184H153V183H155ZM157 182H159V181H157ZM176 183L178 182V181H175ZM113 183L111 184V185H113ZM134 183H136V181H134ZM171 183V182H170ZM170 183H168V184H170ZM176 183H174V186H175V184ZM179 183V182H178ZM217 183V182H216ZM243 183V182H242ZM137 184V183H136ZM136 184H134V186L136 185ZM138 184H140L139 182H138ZM160 184V183H159ZM185 184H187V182L185 183ZM264 184V183H263ZM119 185V183L116 185L115 184V186L117 187ZM155 184H153L152 186H154ZM157 185V184H156ZM173 185V184H172ZM177 185V184H176ZM179 185H180V183H179ZM257 185V184H256ZM109 186V185H108ZM132 186V183H131V185L130 186H127V187H131ZM170 186H171V184H170ZM181 186V185H180ZM258 186H259V184H258ZM110 187V189H111V186H109ZM155 187V186H154ZM166 187L167 186H165L164 185V188H163V186H162V188L167 192L168 191V195H170L169 194V187H167L168 189H166ZM179 187V186H178ZM183 187V186H182ZM186 187V186H185ZM184 187V188H185ZM242 187V186H241ZM251 187H252V185H251ZM112 188H114V186L112 187ZM119 188V187H118ZM117 188V189H118ZM131 188H134V187H131ZM151 189H154V188H152V187H150ZM156 188V187H155ZM162 188H160L161 190H163ZM179 188H181V187H179ZM183 188V189H184ZM249 189V188H248ZM114 190V189H113ZM180 190V189H179ZM185 191L187 190V189H184ZM241 190H242V188H241ZM117 191V190H116ZM116 191H115V193H116ZM153 191V190H152ZM178 191V190H177ZM184 191V193H182V194H178V196L180 195V197L184 194H186V192ZM190 191V190H189ZM189 191H187V193L189 192ZM114 192V191H113ZM162 192H164V191H162ZM179 193L181 192V191H178ZM183 192V191H182ZM246 192V191H245ZM109 193V194H108ZM114 193V194H115ZM160 193V192H159ZM170 193H171V189H170ZM191 193H192V191H191ZM111 194H113V193H111ZM110 194V195H111ZM111 195V196H115V195ZM156 194V193H155ZM154 194V195H155ZM165 194H167V193H165ZM164 194V195H165ZM172 194V193H171ZM249 194V193H248ZM109 195V196H110ZM148 195H149V193H148ZM152 195V194H151ZM159 195V194H158ZM167 195V196H168ZM194 195V194H193ZM197 195H199V194H197ZM201 196H202V194H200ZM199 195V197L201 198V196ZM107 196V197H106ZM110 196V197H111ZM157 196V194L155 195V197ZM177 196V195H176ZM178 196H177V198H178ZM149 197V196H148ZM147 197V198H148ZM160 198V200H162L161 198H162V196L160 195L159 196ZM169 197H171V199H172V195L171 196H169ZM179 197V198H180ZM186 197H189V196H186ZM186 197H184V198H186ZM199 197H194V199H196V198H199ZM203 197V196H202ZM216 197V195L214 196V198ZM104 198H106V199H104ZM113 198V197H112ZM152 198V197H151ZM158 198V197H157ZM178 198V199H179ZM184 198H181V199H184ZM205 198V197H204ZM203 198V199H204ZM213 198V199H214ZM241 198V197H240ZM104 199V200H103ZM109 199V198H108ZM131 199V198H130ZM154 201L153 202H155L156 200V198H152ZM165 199H168V200H170V198H168V197H166V195H165ZM173 199H176V198H174L173 197ZM178 199H176L175 200V202L178 200ZM189 199V198H188ZM191 199V198H190ZM193 199V200H194ZM203 199H201V201L203 200ZM208 199V198H207ZM212 199V200H213ZM219 200V198L218 197H216V199H214V200ZM231 199V198H230ZM125 200H128V199H125ZM133 200V199H132ZM131 200V201H132ZM210 200V199H209ZM208 200V201H209ZM242 200V199H241ZM256 200V199H255ZM110 201H112V199L110 200ZM121 201V200H120ZM119 201V202H120ZM129 201L130 200H128L127 202L129 203ZM130 201V202H131ZM137 201V200H136ZM136 201H134V202H136ZM158 201V200H157ZM163 201L165 202V201H167V200H164V198H163ZM163 201H158L157 202V204H161ZM178 201H180V200H178ZM184 201H185V199H184ZM188 201V200H187ZM198 201V200H197ZM220 201H221V199H220ZM228 201H230V200H228ZM239 201V200H238ZM237 201V202H238ZM243 201V200H242ZM125 202V201H124ZM123 202V203H124ZM195 202V201H194ZM200 202V201H199ZM235 203L234 201H231L230 203L232 204H230V203H227L228 204V206H229V204H230V207H228V209L230 210V208H232V206L234 207V205H233V203ZM241 202V201H240ZM259 202V201H258ZM101 203V206H99L98 207V205ZM117 203V202H116ZM142 203H144V202H142ZM141 203V204H142ZM167 203V202H166ZM170 205H173L174 203L173 202H168ZM167 203V204H168ZM171 203H173V204H171ZM179 203H181V201L179 202ZM184 203V202H183ZM188 203V202H187ZM186 203V204H187ZM192 203H193V201H192ZM210 203H213V202H210ZM215 203V202H214ZM220 204H221V202H219ZM218 203V201H217V204H219ZM222 203H223V201H222ZM122 204V202L120 203V205ZM127 204V203H126ZM130 204H132V203H130ZM134 204V203H133ZM137 204V203H136ZM145 204H146V202H145ZM156 203H155V205H157ZM165 204V203H164ZM189 204H190V201H189ZM189 204H187V205H189ZM194 204H196V202L194 203ZM193 204V205H194ZM199 204V203H198ZM224 204V203H223ZM244 204V203H243ZM105 206V208L103 207V206ZM119 205V203H118V205H117V208H118V206H120ZM143 205V204H142ZM175 205H178V202L175 204ZM175 205H173V207L175 206ZM180 205V204H179ZM193 205H189V206H193ZM201 205V204H200ZM199 205V206H200ZM203 205V204H202ZM205 206H206V204H204ZM209 205V204H208ZM211 205V204H210ZM222 205V204H221ZM240 206H241V204H239ZM97 206V207H96ZM123 206H125L124 204H123ZM127 206V205H126ZM141 206V205H140ZM148 206V208H150L149 207V205H146V207ZM158 206V205H157ZM157 206H156V208H157ZM159 206H165L164 208H163V210L164 211H162V208L161 207H159ZM158 207L159 208H161V211L164 213V215H163V217H159L160 219H161V222H160V219H159V222H160V225H162V227H163V229H164V231L165 232H163V229H161L162 227H160V231H158L157 229H158V227L156 228V230H157V232H160V234H162V239H163V241L165 240V233H166V231L167 230H170L171 232H169V233H172V231H173V229H175L174 230V232H176V230H177V235H175V237L173 236L174 234H176V233H172V235L171 236H173L174 238H177L176 239V241H175V239L173 240V242H172V240H171V242H172V244H170L169 242H168V247L166 246V242H167V240L168 241H170L169 239L170 238H172V237H170V235L168 236L169 237V239L167 238L165 241L166 242H164V243H166V244H164L163 243V241H161L162 242V244L161 245H159L158 243L160 242V241H158L159 239H160V236H159V239L158 238H156V239H158V240H155L154 241V239L155 238H153L152 237V234H151V232H153L152 230H150V233H148V234H150V236L147 234V233H145L144 231V233L145 234H147L150 238H153V241L152 242H155V243H157L158 245H159V247H161V250L163 251V252H165V254L164 255H168V253L166 254V252L167 251H164V249H170L171 247L169 246V244L170 245H174V247L172 246V248L173 249H170V250H173V251H170L171 253H172V255H171V257H170V255H168L167 257H170V259H169V264L170 263H172V264H174L173 262H171V258H173L172 256L174 255L175 256V250L176 251H178V250H180V252H178V253H182V256H180V255H178V253H177V255H178V257H174L175 259H173L174 260V262H176V264L178 263V264H186V263H188V262H186V263H184L183 261H185V260H183V259H185L186 257L187 258H190L189 259V261L192 259L193 260V262H194V259L195 260H200V261H207V262H211L210 264H213V263H218V264H231V261L229 260V255H228V253L230 254V256H231V253H232V256H233V253L235 252V251H238V249L237 248H239V247H237L236 249L235 248H230L231 246H230V244L228 245L227 243L229 242L230 243V240L229 241H224V239L226 240V237H227V239H229V237L228 236H226L225 234H227V233H224L223 231H226V232H228V228H231V224H230V226L228 227V226H225L226 225V218H228V216L230 215V216H232L231 215V213L233 212L232 211V209L230 210L231 212H228V209L226 210L228 213H230L228 216L225 214V213H227L226 211H225V213H221L220 215H219V213H218V215H217V213H216V215L214 216V217H212L214 214H213V212H212V214L213 215H211L210 213L211 212H209L208 211V209L206 210L207 211V214H205V213H202V212H199V213H197V215H199V217H196V215H194V213L192 214L191 212L194 210V208H189L188 209V207L186 208V205L185 204H183V206L186 208V210L188 209V211H189V213L186 211V213H187V218H186V216L185 215H183V217L185 216V218L186 219H188L189 217V221H188V223H191V224H197L196 226H197V228H198V230H201V228H203L204 230H205V228L204 227H208L209 225L208 224H210V225H212V226H214L215 228H216V226L218 227V226H220V227H218V228H216V230L218 229V230H220L222 227H221V225L223 226L224 224V228H222L221 230H222V232H223V234H222V232H221V230L219 231L220 233H216V234H211V236L209 237L208 235H209V233H208V237L206 238V237H203V235H201L200 237H201V239L202 240H200V238L199 239H197V240H199V241H197L196 240V238H192L193 236H191V237H189V240H188V235H189V231H188V228H187V223L186 222H183L182 223V225H180V223H181V221L182 220H184L185 218H183L182 216H179V215H181V213H183V214H185V212H184V210L185 209H183L182 208V210H183V212L182 211H180L181 210V208L180 207H182V206H179V209L177 208V206L176 207H174L175 209H178L177 211H180L181 213L180 214H178V212L175 210V212H173V213H170L171 211H172V209H171V211L170 210H168V209H166L167 208V206L166 205H163V204H161V205H159ZM196 206V205H195ZM214 206H216V203H215V205ZM244 206V205H243ZM100 207H102V212H101V209H100V211H98L99 209L98 208H100ZM122 206H120V208H121ZM154 207V206H153ZM170 207V206H169ZM194 207V206H193ZM213 207V206H212ZM221 207H223V205L221 206ZM237 207H239L238 206V204H237ZM96 208L98 209V210H96ZM104 208V209H103ZM120 208H118L117 210H120ZM127 207H125V209H126ZM128 208H131V205H130V207H129V204H128ZM127 208V209H128ZM158 208V210H160ZM170 208H172V206L170 207ZM202 208V207H201ZM200 208V209H201ZM218 208V207H217ZM241 208V207H240ZM94 209V210H93ZM123 209V208H122ZM136 209V208H135ZM141 209V208H140ZM199 208H197L196 210H198ZM211 209H214V207L213 208H211ZM223 209V208H222ZM225 209V208H224ZM223 209V210H224ZM96 210V211H95ZM139 210V209H138ZM190 210H192V211H190ZM195 210V211H196ZM215 210V209H214ZM213 210V211H214ZM234 210V209H233ZM241 210V209H240ZM124 211V210H123ZM140 211V210H139ZM148 211V210H147ZM159 212L158 214L161 216V214H162V212ZM168 211H170L169 213H168ZM217 212H218V210H216ZM216 211H214V213L216 212ZM220 211V210H219ZM234 211H236L237 212V210H236V208H235V210ZM96 212V213H95ZM106 212V211H105ZM120 212V214H121V211H119ZM118 212V213H119ZM135 212H136V210H135ZM142 212H144V211H142ZM177 212V213H176ZM208 212H209V216H208ZM95 213V214H94ZM107 213H109V212H107ZM148 213V212H147ZM161 213V214H160ZM176 213V214H175ZM195 213V214H196ZM234 214H237V213H235V212H233ZM232 213V214H233ZM238 213H239V211H238ZM241 214H242V212H240ZM122 214H123V212H122ZM121 214V215H122ZM125 214V213H124ZM134 214H137L138 216H139V213L137 212V213H134ZM133 214V215H134ZM140 214H142V213H140ZM172 214L173 215H175V216H177L178 215V218L177 217H175V218H177V220L176 221H180L179 222V224H178V222H175V218H174V216H172ZM200 214H202V215H200ZM233 214V221H234V218L237 216V215H239V214H237L236 216ZM244 214V213H243ZM105 215V213L101 216L102 217V219H100L99 220V222H101L100 223V226H101V224H102V222H103V224H104V219H103V216ZM111 215V214H110ZM109 215V216H110ZM116 215V214H115ZM119 215V214H118ZM127 215V214H126ZM129 215H130V217H131V214L129 213ZM136 215V216H137ZM144 215V214H143ZM142 215V216H143ZM147 215V214H146ZM149 215V214H148ZM191 215V216H190ZM224 215V216H223ZM113 216V215H112ZM124 215H122L121 217H123ZM207 216V217H206ZM225 216H227L226 218H224ZM230 216H229V219H230ZM241 216V215H240ZM115 217H117V216H114V218ZM119 217H120V215H119ZM126 217H128V216H126ZM125 216L123 217V218H126ZM130 217H129V220H130ZM133 217V216H132ZM132 217H131V219H132ZM140 217H141V215H140ZM139 217V218H140ZM151 217V216H150ZM191 217H196V219H195V221H194V219L192 218V220H190L191 219ZM219 217V218H218ZM221 217H223V222L222 221H219L220 220V218ZM242 217V216H241ZM91 218H93V220L91 219ZM109 218V217H108ZM112 218V217H111ZM123 218H120V220L122 219V221L121 222H123V220H125V219H123ZM134 219H136L135 217H133ZM145 218V217H144ZM151 218H153V217H151ZM182 218V219H181ZM246 218V217H245ZM95 219V220H94ZM117 219H118V221H116V222H118V223H120V220H119V218L117 217ZM157 219V218H156ZM179 219V220H178ZM181 219V220H180ZM218 219V220H217ZM225 219V220H224ZM248 219V218H247ZM98 220V219H97ZM111 220V219H110ZM116 219H114V221H115ZM133 220V219H132ZM132 220H131V222H132ZM142 220V219H141ZM140 220V221H141ZM143 220H145V219H143ZM154 220V219H153ZM236 221H234V223L232 224V225H236V222L239 220L238 219V217H236V219H235ZM114 221H113V223H114ZM127 221V223L129 222L128 220H126ZM134 221V220H133ZM140 221H139V223H140ZM173 221L175 222V225H174V223H173ZM193 223H192V222ZM227 221H230L231 222V219L230 220H228L227 219ZM242 222H244L243 220H241ZM241 221H239V222H241ZM99 222H98V224H99ZM115 222V223H116ZM131 222H129V224H127V225H129V227L130 226H132V225H130V223ZM137 222H138V220H137ZM145 221H143L142 222V224L141 225H143V223H144ZM222 222V223H221ZM239 222H237L238 224H239ZM249 222V221H248ZM105 225L107 226V225H109L108 223H109V221L107 222V221H105ZM118 223H116L115 224V227H117L119 224ZM133 223V222H132ZM131 223V224H132ZM162 223V224H161ZM186 223V224H185ZM218 223L220 224L221 223V225H218ZM228 223V222H227ZM232 223V222H231ZM102 224V225H103ZM118 224V225H117ZM124 225L126 224V223H123ZM123 224H121V225H123ZM134 224V223H133ZM145 224V223H144ZM151 224V223H150ZM149 224V225H150ZM177 224V225H176ZM192 225V226H194V229L196 228V226L195 225ZM229 224V223H228ZM227 224V225H228ZM237 224V225H238ZM248 223H246V225H247ZM104 225V226H105ZM136 225V224H135ZM146 225V224H145ZM144 225V226H145ZM216 225V226H215ZM237 225L235 226V229H234V227L233 228H231V229H233V230H231V232L232 231H234V232H232V233H235L236 232V234H238V233H241V234H239V235H241L243 238L246 236H243L242 235V229H243V231H244V228H239V227H237ZM239 225H242V224H239ZM96 226V227H95ZM99 226V227H100ZM103 226V227H104ZM110 226V225H109ZM120 226V225H119ZM140 226V225H139ZM152 226V225H151ZM172 226H173V229H171L172 228ZM174 226L175 227H178V228H174ZM189 226H191L190 224H189ZM188 226V227H189ZM204 226V227H203ZM98 227V228H99ZM102 227V226H101ZM100 227V228H101ZM112 227V226H111ZM120 227H122V226H120ZM123 227H126V225L125 226H123ZM226 227V228H225ZM242 227H243V225H242ZM247 227H248V225H247ZM105 228V227H104ZM109 228V227H108ZM132 228V227H131ZM131 228H130V230H131ZM133 228H134V226H133ZM140 228V227H139ZM142 228H143V226H142ZM145 228V227H144ZM148 228H151V227H148ZM148 228L146 229L147 231H148ZM200 228V229H199ZM121 229V228H120ZM126 229V228H125ZM153 229V228H152ZM187 229V230H186ZM192 229V228H191ZM209 229V228H208ZM228 229V230H227ZM126 230H128V228L126 229ZM135 230V229H134ZM133 230V231H134ZM137 230L139 231V232H141V230L142 229H138V226H137ZM143 230H145V229H143ZM182 230H184V231H187V232H189V233H187V232H183L185 235H184V237L182 236ZM207 230V229H206ZM212 230H214V229H212ZM215 230V231H216ZM163 233H162V232ZM179 231V232H178ZM211 231V230H210ZM251 231H252V229H251ZM91 232V230L90 231H88V233L91 235L92 234V232ZM108 232V231H107ZM123 232V231H122ZM135 232V231H134ZM139 232H138V234H139ZM143 232H141L139 235H142V233ZM157 232H155V233H157ZM181 232V233H180ZM192 232V231H191ZM196 232H197V230H196ZM200 232H202V231H200ZM229 232H230V230H229ZM228 232V233H229ZM238 232V233H237ZM130 233V232H129ZM128 233V234H129ZM133 233V232H132ZM131 233V234H132ZM143 233V234H144ZM155 233H153L154 234V237H155V235H156V237H157V234H155ZM167 233H168V231H167ZM186 233L188 234L187 236H186ZM214 233V232H213ZM245 233V232H244ZM88 234V235H89ZM94 234V233H93ZM97 234V231H96V233L94 234V235H96ZM99 234H100V232H99ZM98 234V235H99ZM160 234H158V235H160ZM181 234V237H182V239H180L179 240V238H181L179 235ZM125 235H127L126 233H125ZM137 235V234H136ZM139 235H137V238H139ZM205 235H206V233H205ZM224 235V236H223ZM230 235V234H229ZM93 236V235H92ZM100 236V235H99ZM111 236V235H110ZM120 236V235H119ZM122 236V235H121ZM128 236V235H127ZM130 236V235H129ZM134 236H135V234H134ZM146 236V235H145ZM148 236H147V238H148ZM164 236V237H163ZM88 237V236H87ZM95 237V236H94ZM102 237V236H101ZM106 237V236H105ZM122 237H124L125 239H127L128 237H125L124 235L122 236ZM144 237V236H143ZM250 237V236H249ZM248 237V238H249ZM113 238V237H112ZM123 238V239H124ZM133 238V237H132ZM149 238V239H150ZM205 238V239H204ZM220 238H222L223 240L222 241H224V243L222 244V243H220L219 242V240H220ZM80 239H82V238H80ZM92 238H89V240H91ZM122 239V238H121ZM131 239V238H130ZM144 239H146L145 237H144ZM161 239V240H162ZM190 239H192V241H194V240H196V242H192V241H190ZM204 239V240H203ZM234 239V238H233ZM238 239V238H237ZM236 239V241H238V240H240V239H238L237 240ZM115 240H117V239H115ZM119 240V239H118ZM133 240H135L134 238H133ZM148 239H146V241H147ZM124 241V240H123ZM150 241H151V239H150ZM156 241H158V242H156ZM189 241V242H188ZM202 241V242H201ZM231 241H232V239H231ZM234 241V240H233ZM231 242L234 246L236 245V242ZM97 242V241H96ZM95 242V243H96ZM126 242H128V239H127V241ZM138 242V241H137ZM148 242V245L149 244H151V242L149 243V241H147ZM200 242V243H199ZM79 243V244H78ZM104 243V242H103ZM122 243V246L124 247V243L123 242H121ZM134 243V242H133ZM132 243V244H133ZM144 243H146V242H144ZM225 243L227 244V245H225ZM235 243V244H234ZM239 243V242H238ZM249 243H251V242H249ZM100 244V243H99ZM128 244V243H127ZM132 244L130 245V246H132ZM141 244H143L142 242H141ZM163 244L165 245V247H163V249H162V246H163ZM240 244V243H239ZM239 244H237V246L239 245ZM97 245H98V242H97ZM135 245V243L133 244V246ZM144 245V244H143ZM143 245H142V247H143ZM147 245V244H146ZM147 245V246H148ZM80 246H81V244H80ZM96 246V245H95ZM126 246V245H125ZM128 246V245H127ZM132 246V248H138V246H136V247H133ZM141 246V245H140ZM146 246V247H147ZM228 246V247H227ZM234 246H232V247H234ZM240 246V245H239ZM93 247V246H92ZM102 247V246H101ZM145 247V248H146ZM150 247H153V246H150ZM226 247V248H225ZM243 247V246H242ZM245 247V246H244ZM243 247V248H244ZM249 247V246H248ZM248 247H247V249H248ZM80 248V249H79ZM84 248V249H83ZM104 248V247H103ZM106 248V247H105ZM139 248H141V247H139ZM138 248V249H139ZM232 251H230L229 249ZM98 250L99 249H101V248H97ZM154 250H158V248H153ZM175 249V250H174ZM178 249V250H177ZM240 249H242V248H239V251H241ZM246 249V248H245ZM93 250V249H92ZM251 250V249H250ZM95 251V250H94ZM94 251H92V252H94ZM134 251V250H133ZM136 251H138V250H136ZM136 251H134V253L136 254L137 252ZM140 251V250H139ZM160 251V250H159ZM161 251V252H162ZM230 251V252H229ZM234 251V252H233ZM237 252V253H239V255L242 253V251H241V253L240 252ZM100 252V251H99ZM105 252V251H104ZM148 252H151V250L149 251V249H148ZM147 252V253H148ZM247 251H244V253H246ZM251 252H252V250H251ZM89 253H91V250H90V252ZM96 253V252H95ZM103 253V252H102ZM106 253V252H105ZM103 253L102 255V257L103 258H105L106 257V255L108 256V253ZM133 253V252H132ZM140 252H138V254H139ZM160 253V252H159ZM104 254H105V257H104ZM141 254V253H140ZM150 254H152V253H150ZM236 254V253H235ZM234 254V255H235ZM252 253H250V255H251ZM81 255V254H80ZM96 255V254H95ZM94 255V256H95ZM149 255V254H148ZM156 255H158V253L156 254ZM161 255V254H160ZM249 255V254H248ZM247 255V256H248ZM78 256V257H77ZM93 256V258H95ZM98 256H100V254L98 255ZM111 256V255H110ZM109 256V257H110ZM125 257H126V255H124ZM123 256V257H124ZM186 256V257H185ZM231 256V257H232ZM108 257V258H109ZM124 257V258H125ZM132 257H133V255H132ZM135 257H137V256H135ZM134 257V258H135ZM139 257V256H138ZM138 257L137 258H135L136 260L138 259ZM157 257V256H156ZM161 257H164L163 255L161 256ZM160 257V260L162 259ZM185 257V258H184ZM231 257H230V259H231ZM234 257V256H233ZM236 257V256H235ZM242 257V256H241ZM81 258V257H80ZM87 259H88V257H86ZM107 258V259H108ZM133 258V259H134ZM154 258V257H153ZM186 258V259H187ZM197 258V259H196ZM243 258V257H242ZM85 261L84 262H86V259L85 258H83ZM107 259H105V260H107ZM127 259V258H126ZM148 259V258H147ZM155 259V258H154ZM157 259H159V257L157 258ZM164 259V258H163ZM211 259V260H210ZM233 259V258H232ZM236 259H238V258H236ZM236 259H233L234 260V262H235V260ZM78 260V261H77ZM103 260V259H102ZM125 260V259H124ZM136 260H132V259H130V261L128 260V262L130 263L131 261H136ZM176 260V261H175ZM209 260V261H208ZM239 260V259H238ZM250 260V259H249ZM82 261V262H81ZM148 261H149V259H148ZM166 261V260H165ZM187 261V260H186ZM237 261V260H236ZM78 262V263H77ZM98 262H99V260H98ZM156 262V261H155ZM160 262V261H159ZM161 262H163V263H166V262H164V261H161ZM193 262L191 261V263H189V264H193ZM199 261H196L195 263L197 264ZM213 262V263H212ZM233 262V261H232ZM239 262H240V260H239ZM239 262H237L238 264H240ZM89 263V262H88ZM125 263V262H124ZM129 263H127V264H129ZM132 263V262H131ZM130 263V264H131ZM139 263V262H138ZM141 263V262H140ZM143 263V262H142ZM151 263H152V261H151ZM153 263H154V261H153ZM152 263V264H153ZM158 263V261L156 262V263H154V264H157ZM203 263V262H202ZM205 263V262H204ZM84 264V263H83ZM89 264H91V261H90V263ZM94 264V263H93ZM96 264V263H95ZM101 264V263H100ZM102 264H103V262H102ZM107 264V263H106ZM135 264V263H134ZM150 264V263H149ZM168 264V263H167ZM198 264H201V262L200 263H198ZM208 264V263H207ZM242 264V263H241Z\"/></svg>",
	"mask_w": 264,
	"mask_h": 264
},
{
	"label": "rangeland",
	"instance_id": "obj_2",
	"mask_svg": "<svg viewBox=\"0 0 264 264\" xmlns=\"http://www.w3.org/2000/svg\"><path fill=\"white\" fill-rule=\"evenodd\" d=\"M53 1H55V0H52L51 2H52V5H53V3H54V7L55 8H53L54 9V12H53V10L50 8L52 5H50V7H49V9L47 8V9H44L43 8V10H46V12L47 13H52L51 15H45L46 13H45V11H43V10H41L42 12H38V13H41V14H43V12H44V17H43V20L45 19V18H49L48 16H52L53 18H50V19H54V14L53 13H55V9H56V11H60V12H56L55 13V18L57 19L58 17H57V15L61 18H58L60 21H56V19L54 20V24H51L50 22H51V20H50V22L49 21H47L46 19L44 20L46 23L47 22H49V25L51 24V25H58L61 21H63L62 19H64L65 17H63V16H66L67 18V20H65V21H67L68 22V24H69V20L71 19V22H70V24H69V26L67 27V25H65V23L67 24V22H61V24L63 25V23H64V26H63V28L61 29V27H60V25H58L59 26V29H61L62 31H61V33H59L60 31L58 30V28H57V30H58V34L56 35V34H54V32H53V34L54 35H50L49 37H51V39L52 38H54V36H57V38L55 37V39H53V41H57L56 43L55 42H51V39L49 40V37H45L46 38V40H48V42H51L52 43V46L54 47V46H56V48H58V46H59V44H60V47H61V52L62 53H60L59 54V56H57V58L59 57V59L57 60L56 58V60H54V59H52L51 57H50V53L52 52V49H53V47L50 45V47H52V49H50V47H49V45L47 44V43H45L46 41H45V38H44V36H43V38H42V35H40V36H35L32 32L30 33V35H27V34H29V32L27 33L26 32V34H24V36H22L21 37V42H22V40L26 43V48H28L27 46L29 45V46H31L30 44H27V42L28 43H30L31 41L30 40H32L33 38L31 37V36H35V38H34V41H32V42H39V45L38 44H36L37 46H39V47H37V48H39L40 49V47H41V52L40 53H42V54H40L39 52H37V50L36 51H32V52H36L37 53V55H38V58L39 59H37L36 58V60H39V64L41 63H43V65L42 66H39L37 69V71L35 70V73L33 72L32 73V77H34L33 78V80L34 79H38L39 77L38 76H40V74H41V76H43V77H45V80L42 78V77H40V78H42L46 83L45 84H43L42 86H41V91L39 90V88H38V85H36L37 86V90L38 91H40V94H41V92H49V94L50 95H46L47 97H49L50 96V105H49V102L47 103L49 106H52V104L55 106L56 104H59V103H61L62 104V100H63V98L66 96V94H67V88H63V89H65V91L64 90H62V91H64V92H62L61 90H60V88H62L63 87V85L65 86V82L67 81V79L66 78H68L67 76L68 75H65L66 76V78H64V77H61L60 78V75L62 74V72L63 73H65V70H63L65 67H67V68H69L68 67V63H70V61H71V63L73 62L72 60H73V58H75V57H73L72 58V54L71 53H69V52H72L73 54L75 53V50L73 49V48H75L74 46H72L71 45V43H69V42H71L73 39L72 38H74V34H71V33H73V31H74V29H71L72 27L73 28H76V25H77V28L78 27H80L81 25H83L82 23L84 22H86V21H88L87 19V17H88V12H90V10H91V8H93V7H91L90 5H93L92 4V2L94 3V4H97L96 2V0H94V1H96V2H94V1H91V0H89V1H91V2H89V1H87V0H82V2L84 3V5H82L83 3H78V1H80L81 2V0H67L69 3H67L66 2V0L64 1V0H62V1H64L66 4H64V5H66V10L68 11V12H70L69 13V17H68V14H67V12L65 13V12H63L62 11V13H61V9H63L62 7H61V5H63V4H61L62 3V1L61 2H58V0H56L55 2H53ZM60 1V0H59ZM76 1V2H75ZM141 1H143L142 2V4H144V5H142L143 7L145 6V7H149V6H146L147 4H149V2L152 4V5H154V1H156V0H153L152 2H151V0H141ZM165 0H157L156 1V3H155V7H156V4L158 3H160L159 5H157V7H159V8H156V9H162V10H164L163 8L166 6V3H163ZM172 1V0H171ZM184 1V2H183ZM186 0H178V2H180V3H178V2H176V0L175 1H172V2H170L169 1V6H170V4L172 3V4H175V10H178V11H175L176 13V15L174 14V10H173V5H171L172 7H170L171 9H172V13L174 14V16H176V18H174L173 17V21H174V24L173 25H171V26H174L171 30H173L174 31V33H175V30H176V33H175V35L178 33L177 31H179V34L180 33H182L183 32V28L181 29L180 27H185V26H182V24H183V21L184 20H186L187 18L186 17H190V15L192 14L191 12H193L192 11V9L193 8H191L192 7V5H188V4H190L191 3V1H192V3L191 4H193V6H194V3L196 4V0H187L186 2H185ZM202 1H204V0H202ZM201 1V2H202ZM218 1H223L222 3H220L221 5L224 3V0H211L210 2H211V4H214L215 3V5L214 6H216V4L218 3ZM226 1L227 0H225V6L227 7H225L224 6V4L222 5V8L220 9L219 8V6L217 7V9H213V7H211L213 10H216L215 11V13L217 12V10H219L220 9V12H219V14H218V12L216 13L218 16H216L215 15V13H214V11H212V9H211V11H210V7H209V11L211 12V14L210 13H208L207 12V10H206V12L207 13H205V14H207V17H208V14H210V16H213L212 18L213 19H215V21L213 20V19H211V17H209L210 18V20H211V22H216V25H215V27L218 25H220V26H222V25H225V27L223 26V27H218L217 26V28H224L225 29V31L224 32H226V33H228V34H226V33H224V37H225V39H224V37L223 38H221V41L223 42L222 44H221V41H217L218 43H216V46H218V47H216V50H217V52L215 51V53L216 54H221V55H219L218 57L216 56V54L215 55H213L214 57L216 56V58H214V57H210V61L209 60H207V61H209L211 64H210V66L212 67V68H210L211 69V71H210V73L209 74H207V77H208V75H209V80H208V85L209 86H206V87H209L210 88V90L208 89V90H204L201 94H202V96H201V94H199V96H200V99L202 100V104L203 105H200L201 103H200V101L201 100H199V101H197V97H195L194 98V96L196 95V93H194V92H192L191 93V91H194L193 89H192V87H191V91H187L188 89H186V87H185V90L186 91H182L183 93H181V90H180V88H179V86H177V85H179L178 83L176 84V82H178V81H182V79L181 78H179L178 76L180 75L179 73L181 72L182 74L183 73H185L186 72V70H184V71H182L184 68H183V66H182V64L183 65H185L186 63L185 62H187V59H188V56H187V53H186V50H182V49H180V48H177V49H179L178 51H177V53H179V54H177L176 56H172V55H168L169 56V58L167 57V58H165L164 60L165 61H168L169 60V62H168V65L170 64V62H171V60H172V62L174 61V59L173 58H175L176 57V60H175V62L173 63V65H174V67L176 66V64H178L175 68L174 67H172L171 65H169V66H167V68H169V70H171V69H173V70H171V71H169V72H167L168 71V69L166 68L165 70H166V73H164V74H161V72L162 71H158L160 74H159V79L158 78H156L157 79V81L155 82V80L153 81V82H155V84L154 83H152V87L154 86V87H156L157 89H158V91L160 90V88L162 87V89H163V86H164V89L166 88V89H172V88H168L167 86H171V87H173V85H174V87H176L175 88V90H174V87H173V91L171 90V94L170 93H168V94H170V96H173L174 97V95H179L180 93V95H179V97L181 96V97H183V95H186V96H184L183 98H184V100H183V98H181V100H183L184 102L186 101L188 104H186V103H183V101L181 102V100H178V97H175V99H176V101H175V103L176 104H178V103H180V104H178V106L177 105H171L172 107H174V108H172L171 109V111H168L167 110V108L169 107H171V106H169L170 104H168V106H167V103L166 102H168L169 103V99H170V97H169V99H168V96H166L167 95V93H166V95H165V98L168 100V101H166V102H164V99H163V103H165L166 105L165 106H167V108L165 107V106H160V96H158L159 97V100H158V102L160 103L159 104V108H157V109H159V111H160V108L162 107V109H163V107H164V111L166 112H163L162 110V112H163V115L161 114L160 115V113L158 112V115H159V117L160 116H163V119H162V121H161V119L159 118V121H158V124H159V122L160 123H162L163 122V124H159L158 125V127H161V129H162V127H163V125H165L166 123L168 124V125H165L164 127H168L170 124H171V126L172 125H174L175 126V123H174V119H176V118H180L181 120H179V121H183V123H177L176 125H179V126H176V127H181V129H180V131H179V128H176V127H173V128H176V129H173L174 131L175 130H177L178 129V133L180 134L179 136L175 133H173L174 135L173 136H170L172 133H167V131H166V133L169 135V136H167L168 138H166L165 136V138L162 136V135H164V134H166V133H164V131L162 130V132L164 133H160L159 135H157L154 139H153V137L154 136H151V138H149L150 136H146V135H150V133H148V132H146L145 131V129H150L149 127H151V126H153L154 125V123H153V125H151L150 126V122H151V119H149L150 120V122L149 121H147V119L148 118H151L152 116H153V114H152V112H150L151 114H152V116H151V114H149V112H148V114L151 116V117H148V115H147V117L148 118H145L146 119V122H147V124H148V122H149V127L148 128H144L143 129V132L145 131L146 132V135H141V133H140V137H139V135H138V140H140V138H145V139H141V141H138V143H143V145H136L137 144V142H136V138H137V135H135L136 137H135V139H133L134 137V135L133 136H131V134H129L128 135V137H126L125 136V138L127 139L128 138V143L129 142H131V140L133 139V140H135L134 142L132 141V143H130V145L132 144H134L135 142H136V144H135V146L137 147L136 149L135 148H133V150H132V147H131V149H128V144H126L127 143V141L126 140H123V138L121 139L122 141H124V143H123V146L124 145H126L127 146V148L126 149H124L125 147H123V146H121L120 145V143H119V145L121 146V147H123V149L122 148H119V145L117 144V145H115V146H112L113 148L114 147H116V146H118V147H116V148H118V149H122V150H118V153L117 154H115L116 153V151L117 150H115V152H113V154H111V156L113 157V155L115 154L116 156L114 157L116 160H115V162L114 161H110V163L109 164H114V163H116V165H112V167H111V165H110V167H111V169L109 168V165H108V167H107V165H105L106 163H107V161L109 162V157H111L110 155H108V157L107 156H104L106 159V161L104 160V162L103 161H101L100 162V160H99V158H98V161H97V163L98 164H100V163H102V165L100 166V165H98L99 167H101V168H106L107 167V169H110V171H113V172H115L114 174H115V176H113V177H115L117 180H115V178H113L115 181H117L116 183L113 181V179H109V178H111V176H112V174H110L109 173V177L107 176V178H108V180H111V181H109L110 183L112 182H114L113 183V185H111V184H109V183H107V189H109V193L111 192V190H112V192L111 193H115V191H116V195L115 196H111V195H113V194H109V195H107L108 196V198H107V200H109V202L108 201H106V200H104V199H106V198H104L103 200L105 201V202H103L102 204L103 205H105V203L107 202V203H110L109 204V206L110 207H107L108 206V204L106 205V208L107 209H105V211H103L102 210V207H100V208H96V210H98V211H100V209H101V212L104 214L105 213V215L103 216V221H104V224H103V222H102V224H101V226H100V223L101 222H99V220L100 219H102V215H101V213L99 214V216L97 217V213L95 214V216H92V217H96L97 219L95 220V221H93L94 223H96L97 225H99L98 227H96V228H94L93 229V227L90 229L91 230V232H92V234L90 235L89 233H88V231H90L89 230V227H88V225L90 224H88L87 223V233H86V235L85 236H78L79 238H78V242L81 244V246H80V244L77 246V247H83L84 246V248L86 247V248H88L87 246H85V245H91L92 244V242H98V245H97V242L95 243L94 242V244H92V246H91V248L88 250V254L86 255V256H84V253H83V255H82V253H80L81 251H79V255L78 256H80L79 257V262H80V260L82 259V261H83V263L84 264H89L90 263V261H91V264H102V262H103V264H127V263H129L128 262V260L130 261V259H132V260H136L135 258H137L138 256V259L136 260V261H131L130 263L131 264H152L153 263V261H154V263H156L157 261H158V263L157 264H169V259H170V257H171V255H172V253L170 252V251H173V250H170V249H173L172 248V246L174 247V245H170V244H172V242H173V240L175 239V241H176V239L177 238H174L175 237V235H177V230H176V232H174V230L175 229H173V226H172V228L171 229H173V231H172V233L174 232V233H176V234H174L173 236H171L172 235V233H169V232H171L170 230H167L168 231V233H167V231H166V237L169 239V235H170V237H172V238H170L169 240L170 241H168L167 240V242L165 241L167 238L165 237V240L163 241V239L161 238L162 237V234H160V232H157V230L158 231H160V227H162V225H160V222H161V217H163V215H164V213L162 212V211H164L163 210V208L165 207H163V206H159V205H161V204H163V205H166L167 206V208L166 209H168V210H170L171 211V209H172V211L170 212V211H168V213L170 212V213H173V212H175V210L177 211L178 209H179V206H182V207H180L181 208V210L180 211H182L183 212V210H182V208L184 207L183 206V204H185L186 205V208L188 207V209L189 208H194V210L192 211V210H190V211H192L191 213L193 214L194 212L196 213H199V212H202V213H205V214H207V209H208V211L209 212H211L210 214L211 215H213L212 217H214L215 215H216V213H217V215H218V213H219V215L222 213H225V211L228 209V207H230V202L231 201H234L235 203H233V205H234V207L232 206V208H230V210L232 209V211L233 212H235V213H237V214H239V215H237V214H234L233 212V214L236 216V217H238V221L237 222H239V221H241V220H243L244 222H239V224H242L243 225V227H242V225H239L237 222H236V225H237V227H239V228H244V231H243V229H242V235L243 236H245L244 238L241 236V235H239V234H241V233H238V234H236V232L235 233H232V232H234V231H232L231 232V230H233V229H231V228H233L234 227V229H235V224L234 225H232L233 223H234V221H236L235 219H236V217L234 218V221H233V214L231 213V215L232 216H230L229 214L230 213H228V212H231L229 209H228V212L227 213H225L226 215L228 214L229 216H230V219H231V222L230 221H227V219L228 220H230L229 219V216H228V218H226L227 216H225L224 218H226V225L225 226H230V224H231V228H228L229 230H230V232H229V230H228V232H226V231H223L224 233H227V234H225L226 236H228L229 237V239H227V237H226V240L224 239V241L226 242V241H229L230 240V243L228 242L227 244L229 245L230 244V248H237V247H239V248H242V249H240L241 251H242V253H241V251H239V248H237L238 249V251L241 253L240 255H239V253H237L238 251H233L234 253H233V256H232V253H231V256H230V254L228 253V255H229V260L231 261V264H238L237 262H239V260H240V264L242 263V264H264V118H262V117H264L263 115H264V5H262V4H264V2H262V3H260L261 2V0H254V1H256V2H254L253 0H228V1H230V2H232V4L230 3V5H232V6H228L229 5V2L227 1V3H226ZM236 1H238L239 2V5H238V2H236ZM248 1H249V3H248ZM250 1L251 2H253V3H251L250 4ZM262 1H264V0H262ZM51 2L49 3V4H51ZM72 2V3H71ZM89 2V3H88ZM165 5V6H163L162 8H161V6H162V3ZM166 2V1H165ZM174 2V3H173ZM188 2V3H187ZM194 2V3H193ZM242 2H244V3H242ZM74 3V5H71V4H73ZM76 3L78 4V5H76ZM91 3V4H90ZM182 3H183V5H182ZM207 3H209L208 2V0H207V2H206V4ZM237 3V7H235V4ZM247 3H248V6H247ZM59 6H58V5ZM69 4L72 6V7H70L69 6ZM90 4V5H89ZM186 4V5H185ZM219 4V3H218ZM250 4V5H249ZM253 4V5H252ZM255 4H257V5H255ZM25 5H27L26 6V8H24L25 6H23V9H24V11H26L27 9H29L30 8V6H29V4L27 3V1H26V3H25ZM79 5H82V9H78L79 7L81 8V6H79ZM85 5H88L87 6V8H85ZM150 5V4H149ZM208 5V4H207ZM244 5V6H243ZM262 7H261V6ZM52 6V7H53ZM75 6V8H74V10H75V12L73 11V13H75V15L74 14H72V10H68L67 9V7H69V8H72L73 9V7ZM76 6H77V10H76ZM79 6V7H78ZM206 6V5H205ZM238 6H240V8H241V6H242V8L240 9V8H238ZM247 7V9H246V7ZM254 8H253V7ZM28 7V8H27ZM64 8H65V6H63ZM89 7V8H88ZM115 6H113L112 8L113 9H115V11H116V13H117V11L118 12H121L120 11V9H121V7L120 6H117L116 8H114ZM167 7V6H166ZM184 7V8H183ZM185 7H188V8H185ZM208 7V6H207ZM221 7V6H220ZM224 7V8H223ZM231 7V9L232 8H234V9H237V10H233V11H235V16L234 17H232V20H231V23L230 24H228L226 21L229 19V18H231V12H227V11H230L231 9H228V8H230ZM259 7V8H258ZM60 8V10H58ZM85 8V13L83 12L82 13V10ZM118 8V9H117ZM178 8V9H177ZM182 8V9H181ZM225 8L227 9V11L225 10ZM245 8V9H244ZM257 8V9H256ZM26 9V10H25ZM86 9H90L87 13H86ZM111 9V8H110ZM110 9H108V10H110ZM113 9H111L112 11H114ZM117 9V10H116ZM187 9V10H186ZM222 9H224L223 11H226V13L224 12V14L223 13H221L222 11ZM251 9V10H250ZM259 9V10H258ZM263 9V10H262ZM48 10H51L50 12L48 11ZM64 11H65V9H63ZM80 10V11H79ZM108 10H107V12H108ZM189 10V11H188ZM191 10V11H190ZM231 10V11H232ZM239 10V11H238ZM247 10V11H246ZM250 10V11H249ZM253 10V11H252ZM31 11L32 10H30L29 9V12H30V14H28V15H30L29 17H27L26 15V17H24L25 19L27 18H29L28 19V22H30L28 25H30V26H28V27H30V28H32L33 26H34V28H33V30L35 29H37L38 28V26L40 25V26H42L41 24V21L43 22V20H41L39 17H41V15L40 14H38L37 12V14L36 13H34L33 11H32V13H31ZM76 11H79L78 13H76ZM111 11V12H112ZM115 11L113 12V13H115ZM180 11V12H179ZM184 11H186V13L184 12ZM197 11V10H196ZM200 12H201V10H199ZM199 11H197V12H199ZM237 11V12H236ZM246 11V12H245ZM248 11H249V13H251V11H252V14L254 15H252L255 19H252L253 17H251V14H248ZM258 11V12H257ZM261 11H263L262 12V14H260L261 13ZM27 12L28 11H26V12H24L25 14H27ZM107 12H106V16H107ZM161 12H163V11H161ZM178 12L180 13L179 14V17H178ZM188 12H190V14L188 13ZM199 12V13H200ZM238 12H240V13H238ZM260 12V13H259ZM36 15H34V14ZM62 14V15H59V14ZM63 13H64V15H63ZM113 13H109V15L110 14H112L113 15ZM130 13H131V15H133L132 17H130ZM157 13H159V11L157 12ZM221 13V14H220ZM230 13V15H229V18L226 16V15H228V14ZM236 13L237 14H239V15H236ZM242 13L244 14V15H242ZM255 13H256V15H255ZM65 14H67V15H65ZM80 14V15H79ZM81 14H83V16L81 15ZM87 16H86V15ZM118 14V13H117ZM117 14H116V16H117ZM135 10H131V12H129V14H128V16L130 17V18H132V19H130V20H132V21H130V23L131 22H133L136 18H133V17H135ZM182 14H187V15H182ZM225 15V17L227 18L226 20H224L225 21V23L224 24H220L221 22H222V20L223 19H225V18H223L222 20H221V22H220V20H219V22H218V19H221L222 18V16H220V15ZM232 14H234V13H232ZM247 14V15H246ZM33 15V16H32ZM38 15V16H37ZM40 15V16H39ZM75 17H74V16ZM77 15V16H76ZM159 15H160V13H159ZM43 16V15H42ZM47 16V17H46ZM79 16V17H78ZM86 17V18H84L83 19V17ZM106 16H103L102 15V20L100 21L99 19H97L98 20V22L100 21L101 23H99V25H97V26H99V27H97V28H99L100 29V26L102 25V27L103 28H105V26H107L108 27V29L110 28V30L109 31H114V30H112L113 28L115 29V27L117 26V22H115V21H113V19L115 20V14H114V17H110L109 18V16L107 17V20H108V18H109V22L107 23L106 21L107 20H105L106 19ZM215 16V17H214ZM220 16V18H217V17H219ZM241 16H243V18L241 17ZM30 17H31V20H30ZM36 17V18H35ZM63 17V18H62ZM70 17H72V18H70ZM105 17V18H104ZM186 19H185V18ZM247 17H250V18H248L247 19ZM257 17V18H256ZM260 18V20H259V18ZM73 18H74V20H73ZM183 19V21H182V19ZM209 18H207V20L209 19ZM235 18H236V20H235ZM238 18H240V20L238 19ZM26 19V20H27ZM79 19V20H78ZM83 19V20H82ZM244 19V20H243ZM252 19V20H251ZM259 21H258V20ZM25 20V21H26ZM30 20V21H29ZM35 20H37L36 21V23H35ZM49 20V19H48ZM80 21L79 22V25H78V21ZM85 20V21H84ZM176 20H178V21H176ZM207 20H206V22H207ZM209 20V21H210ZM234 20H235V23H233L234 22ZM239 20V21H238ZM244 21V22H242V23H239L240 21ZM257 20V21H256ZM25 21H24V23H25ZM74 21V22H73ZM95 21L96 20H93V22H86V27L84 28V32H83V38L84 37H86V39L85 40H87V42H85L84 41V39H81V41H83L84 42V46H82V44L81 43H83V42H80V46L79 45H76V47L78 46V47H80L79 48V51L80 52H76L77 54L79 53V55L78 56H81L80 54L82 53V55H84V56H81L82 58H78V56H77V54L75 55L78 59H79V61H81V62H79V63H83V61L82 60H84L85 61V59L86 58H88L89 56H90V54H92V52L93 51H95V46L93 45V41L91 42V39L93 40V35H92V38L90 39V38H87L89 35H91L92 33L93 34H95L97 31H98V29H97V31L94 33V28L96 27L94 24H97V23H95ZM102 21H104V24H102ZM180 21H182L181 23H179ZM236 21H238L237 23H236ZM247 21V22H246ZM248 21H250L252 24H249V22ZM252 21H254V22H252ZM28 22H26V23H28ZM41 23V24H39L38 25V23ZM57 22V23H56ZM97 22V21H96ZM115 22V23H114ZM185 22V21H184ZM210 22V23H211ZM211 23L212 25H214L215 23ZM229 22V21H228ZM260 24H259V23ZM263 22V23H262ZM25 23V24H26ZM35 23V24H34ZM74 23V24H73ZM91 23L93 24L92 25V27H91ZM113 25H112V24ZM186 23V22H185ZM185 23H184V25H185ZM210 23H209V25H210ZM226 23H227V25H226ZM239 23V25H237ZM244 23V24H243ZM101 24V25H100ZM107 24V25H106ZM180 24V25H179ZM207 24H208V22H207ZM233 24V25H232ZM249 24V25H248ZM27 25V24H26ZM35 25H38L37 27L35 26ZM44 25H45V23H44ZM46 25H48V24H46ZM61 25V26H62ZM73 25V26H72ZM90 25V26H89ZM111 25H112V27H111ZM176 25V26H175ZM241 25V26H240ZM32 26V27H31ZM58 26H54L55 28H53V30H56V27H58ZM66 26V28H64ZM72 26V27H71ZM75 26V27H74ZM85 26V25H84ZM84 26H82V27H84ZM93 26H94V28H93ZM226 26H229L228 27V29H227V27ZM231 26H233L234 27V29H235V31L237 30V29H239V28H243L242 30H238V32H239V34H234V33H236L235 31H234V29H231V31H234V33H230L231 31L229 30V28H231ZM236 26V27H235ZM245 26V27H244ZM50 27V26H49ZM52 27V26H51ZM71 27V28H70ZM238 27V28H237ZM68 28V29H67ZM70 28V29H69ZM90 28V30H87V29H89ZM112 28V29H111ZM66 29V31H64V30ZM91 29H93V32H92V30ZM96 29V28H95ZM158 29V28H157ZM155 30L154 28H153V30H154V32L153 31H150L151 32V35H150V33L147 35V36H149V40H153V41H155L156 42V40H158L159 38H161L160 36H161V34L159 33V32H161V31H159L158 32V30ZM185 29V28H184ZM226 29H227V31H226ZM29 30H31V31H33L32 29H29ZM87 30V31H86ZM228 30L230 31V32H228ZM244 30V31H243ZM64 31V32H63ZM72 31V32H71ZM89 31V33L90 32H92V33H88L87 34V36H84V33H86V32H88ZM155 31H156V33H155ZM185 31V30H184ZM218 31H222V30H218ZM55 32H57V31H55ZM66 33V34H65ZM173 32H172V35L174 34ZM229 33H230V35H229ZM33 34V35H32ZM43 35H45V32L44 33H42ZM47 34V33H46ZM68 34H69V36H68ZM153 34H155V36L153 35ZM211 34H212V32L211 33H209V35L211 36ZM26 35V36H25ZM86 35V34H85ZM159 35V38H156V36H158ZM174 35V36H175ZM183 35V34H182ZM207 35H208V33H207ZM208 35V36H209ZM228 37H227V36ZM232 35V36H231ZM236 35V36H235ZM46 36H48V34L46 35ZM61 36V37H60ZM67 36V37H66ZM71 36H73L72 38H71ZM82 36V35H81ZM80 36V37H81ZM95 36V35H94ZM109 36V37H108ZM106 38L107 39H109V40H104V41H106V42H104V45H108V47H112L113 45H117L118 44V41L117 40H115V38H113L112 36H111V34H109ZM112 38H111V37ZM178 36V35H177ZM177 36H175L174 38L172 37V40L173 39H175V40H173L174 41V43L177 45V46H182L183 45V38H182V36L180 35L179 37H177ZM207 36V38H210V37H208ZM213 36V35H212ZM42 39H41V38ZM60 37V38H59ZM67 39V41L69 40V39H72L71 41H66V39ZM68 37H69V39H68ZM76 37V36H75ZM232 37V38H231ZM106 38H104V39H106ZM228 38V40H226ZM27 39V42L25 41ZM58 39V40H57ZM62 39V40H61ZM112 39V40H111ZM154 39H156V40H154ZM225 40V41H227L226 43H225V41H223V40ZM18 40H19V38H18ZM36 40V41H35ZM179 40V41H178ZM17 41V40H16ZM43 41H45V42H43ZM59 41H62V42H59ZM66 42V43H68L67 45L69 46V44H70V46H69V52L67 51V50H65L66 48H68V46L67 45H65L64 44V42ZM74 43H75V38H74ZM73 41H72V43H73ZM77 41V40H76ZM108 41H109V43H108ZM112 41V42H111ZM153 41L151 42L152 44H154L153 43ZM158 41H160V40H158ZM157 41V42H158ZM210 41H211V38H210ZM15 42V41H14ZM31 42V43H32ZM42 42V43H41ZM78 42V43H79ZM89 42V43H88ZM16 43V42H15ZM19 44H21L20 42H18ZM44 43L46 44V45H44ZM54 43V44H53ZM58 43V44H57ZM61 43H63V44H61ZM88 45H87V44ZM209 43V42H208ZM207 42H206V44H208ZM24 44V43H23ZM23 44H21V48H23V47H25ZM41 44H42V46H41ZM77 44V43H76ZM90 44V45H89ZM156 44V43H155ZM179 44V45H178ZM211 44V43H210ZM210 44H208V45H210ZM218 44H220V45H218ZM13 45H14V43H13ZM18 45V44H17ZM16 44L14 45V46H12V47H15V46H17ZM62 45V46H61ZM94 47H93V46ZM207 45V46H208ZM32 46H33V43H32ZM31 46V47H32ZM72 46V47H71ZM89 46V47H88ZM224 46H227V48L226 47H224ZM18 47V46H17ZM16 47V48H17ZM20 47V46H19ZM18 47V48H19ZM31 47H29L28 48V51H29V49L31 48ZM62 47H64V48H62ZM66 47V48H65ZM83 47H85V48H83ZM113 47H115V46H113ZM223 47L225 48V49H223ZM16 48L14 49V51H11L12 53L11 54H16L17 53V51H16V53H13V52H15V50H16ZM17 48V49H18ZM20 48V49H21ZM87 48V49H86ZM91 48H94L93 50L91 49ZM219 49V51H218V49ZM23 49H25V48H23ZM38 49V50H39ZM78 49V48H77ZM83 49V50H82ZM27 50V49H26ZM26 50H23V53H28V51H26ZM31 50V49H30ZM43 50H45L46 52H44ZM54 50V49H53ZM56 50V49H55ZM67 52V57H65V55H66V53H64L65 51ZM81 50H82V52H81ZM87 50V51H86ZM181 50V51H180ZM225 50V51H224ZM26 51V52H25ZM88 51H90L89 52V54H88ZM223 51V52H222ZM229 51V52H228ZM18 52H20V51H18ZM31 52V51H30ZM185 52V53H184ZM226 52V53H225ZM41 55V57H39L40 55ZM63 53H64V55H63ZM181 53H184V54H181ZM224 53V55H222ZM19 54V53H18ZM31 54V53H30ZM33 54V53H32ZM31 54V55H32ZM44 54V55H43ZM86 54H87V56H86ZM181 54V55H180ZM214 54V53H213ZM29 55V54H28ZM36 55V54H35ZM35 55H33V56H35ZM62 57H61V56ZM228 55H230L229 57H228ZM14 56H17V55H14ZM46 56V57H45ZM69 56H71V58L69 57ZM221 56V57H220ZM86 57V58H85ZM170 57H171V59H170ZM178 57V58H177ZM223 57V58H222ZM44 58V59H43ZM45 58H51V60L49 59H47V60H45ZM64 58V59H63ZM69 58L71 59L70 61H69ZM77 58H75L76 60H75V62H73V64L75 65V63L77 62ZM223 60H222V59ZM43 59V60H42ZM61 59V60H60ZM66 59H67V61H66ZM82 59V60H81ZM182 59V63L180 62V60ZM198 59V58H197ZM214 59H215V62H214ZM60 60V61H59ZM164 60H163V62H164ZM178 60V61H177ZM199 60V59H198ZM213 60V61H212ZM220 60V61H219ZM44 61V62H43ZM45 61H48V62H45ZM66 61V62H65ZM69 61V62H68ZM193 61L194 62H196L195 60H192V63H193ZM201 61H202V59H201ZM201 61H200V64H201ZM219 61V62H218ZM229 61V62H228ZM52 64H51V63ZM54 62V63H53ZM213 62V63H212ZM217 62V63H216ZM226 62V63H225ZM45 63H46V65H45ZM48 63H50V64H48ZM62 63V66L60 65ZM66 63V66L65 67H63L64 66V64ZM191 63V64H192ZM198 63V62H197ZM216 63V64H215ZM229 63V64H228ZM68 64V65H67ZM164 64V63H163ZM167 64V63H166ZM179 64H181V65H179ZM194 64H196V63H194ZM199 64V63H198ZM213 64V65H212ZM220 64H224V66H226L227 67V69L225 68V67H223L222 66V68L223 69H220L219 68V66H220ZM48 65V66H47ZM57 67H56V66ZM217 65V66H216ZM263 65V66H262ZM69 66H72L71 64L69 65ZM179 66H181L182 67V70H180V68L181 67H179ZM186 66V65H185ZM184 66V67H185ZM213 66L214 67H218V69H217V71L215 72V73H213L214 71H215V68H213ZM41 67V68H40ZM59 67V68H58ZM163 67H166V65L165 66H163ZM177 67H179V69L177 68ZM221 67V66H220ZM186 68V67H185ZM61 69H62V72L60 73V71H61ZM163 69V68H162ZM174 69L175 70H178V72L177 71H175L174 73H173V71H174ZM214 71H213V70ZM226 71H225V70ZM60 70V71H59ZM68 70V69H67ZM66 70V71H67ZM165 70H164V72H165ZM222 70H224L225 71V73H224V71H222ZM180 71V72H179ZM213 71V72H212ZM220 71H222V73H220ZM39 72V73H38ZM157 72V73H158ZM213 74H212V73ZM156 73V74H157ZM172 73V75H174L175 76V78H173L174 76H172V75H170ZM34 74V75H33ZM38 76H37V75ZM44 74V75H43ZM67 74V73H66ZM80 74L81 73H79V75L78 76H80ZM212 74V75H211ZM55 75V76H54ZM63 75V74H62ZM61 75V76H62ZM82 75V74H81ZM164 75V76H163ZM178 75V76H177ZM224 75V76H223ZM35 76H36V78H35ZM83 76V75H82ZM162 76V77H161ZM201 77H203L202 75H200ZM200 76H197V77H200ZM31 77V78H32ZM156 77H157V75H156ZM162 79H161V78ZM168 77H169V80H167L168 79ZM170 77H172L173 78V81L171 80L172 78H170ZM176 77H178V78H176ZM180 77H184V76H182V75H180ZM186 77V76H185ZM185 77H184V80H183V83H184V85H185ZM201 77H200V79H201ZM210 77H211V79H212V81H214V82H211V79H210ZM66 79V81L64 80V79ZM108 78H110V81H112L113 83V85H114V82L116 81V78H112V80H111V77L109 76ZM126 79H124V81H122L121 82V79H119V81L118 82H116L115 83V86L114 87H117V90H120L121 92H124V94L125 95H128V93H130V90H131V88H129V86L128 85H132L133 86V84L132 83H130V82H132L130 79V77H125ZM129 79V81H128V83H127V80ZM154 78H155V76H154ZM165 78H166V81H164L165 80ZM37 79L36 80H30L31 82H35V81H37ZM63 79V80H62ZM118 79V78H117ZM164 79V80H163ZM178 81H177V80ZM60 80V81H59ZM153 80V79H152ZM161 80L162 81H164L165 82V84H161L162 82H161ZM197 80V79H196ZM219 80V81H218ZM61 81H64L63 82V85L61 86L60 85V83H62ZM169 81V82H168ZM172 81V82H171ZM185 81V82H184ZM57 82V83H56ZM60 82V83H59ZM161 82V83H160ZM163 82V83H164ZM167 82V83H166ZM179 82V83H180ZM216 82H218V85H216L217 83ZM222 82V83H221ZM32 83V84H33ZM44 83V82H43ZM58 83H59V85H58ZM118 83V84H117ZM126 83H127V85H126ZM174 83V84H173ZM182 83V82H181ZM35 84H36V82H35ZM35 84H34V86L32 87V89L34 88H36V86H35ZM46 84H48V88H47V85ZM159 84V85H158ZM166 84H167V86H166ZM170 84V85H169ZM175 84H176V86H175ZM58 85V86H57ZM67 85V84H66ZM118 85H119V87H118ZM163 85V86H162ZM213 86V87H210V86ZM216 85V86H215ZM46 86V87H45ZM57 86V87H56ZM61 86V87H60ZM132 86H130V87H132ZM161 86V87H160ZM183 85H181L180 84V87L181 88H183L182 87ZM40 87V86H39ZM44 87V88H43ZM127 87H128V89H127ZM153 87V88H154ZM206 87H205V89H206ZM56 88V89H55ZM126 88V89H125ZM155 88V89H156ZM211 88H212V90H211ZM44 89V90H43ZM60 90L59 92L57 91V90ZM36 90V91H37ZM58 92V93H60V95L59 96H57L58 95V93L56 92V91ZM128 90V91H127ZM152 90H154V89H152ZM179 90V91H178ZM183 90H184V88H183ZM37 91V92H38ZM157 91V92H158ZM206 91H208V92H206ZM36 92V94H38ZM45 92L44 93H42V94H44L45 95ZM157 92H155V93H157ZM161 92H163L162 90H161ZM160 92V93H161ZM164 92H166V90H164ZM169 92V91H168ZM174 92V93H173ZM186 92V93H185ZM206 92V93H205ZM189 93V94H188ZM209 93V94H208ZM41 94V95H42ZM57 94V95H56ZM165 94V93H164ZM192 94V95H191ZM204 94V95H203ZM206 94L209 96H206ZM34 95H35V93H34ZM53 97H52V96ZM56 95V97L54 98V96ZM157 95H160V94H158L157 93ZM176 95V96H177ZM188 95V96H187ZM190 95V96H189ZM43 96V95H42ZM45 96V97H46ZM60 96H62V97H60ZM162 96V95H161ZM164 96V95H163ZM162 96V97H163ZM211 96V97H210ZM52 97V98H51ZM59 97V99L60 100H58L57 101V98ZM161 97V98H162ZM173 97H171V98H173ZM185 97H187L188 99H186ZM193 97V98H192ZM66 98V97H65ZM64 98V99H65ZM191 98V99H190ZM48 99V98H47ZM51 99H52V101H51ZM174 99V100H175ZM180 99V98H179ZM193 99H195V100H193ZM172 100V99H171ZM173 100V101H174ZM189 100V101H188ZM190 100H193V101H190ZM209 100V101H208ZM212 100H213V102H212ZM214 100H216V101H214ZM47 101H49V100H47ZM173 101H170L171 103H173ZM51 102H53V103H51ZM64 102V101H63ZM157 102V103H158ZM192 102V103H191ZM193 102H194V104H193ZM196 102V103H195ZM204 102L207 104L208 102H211L210 103V106H208V105H205L204 104ZM216 102V103H215ZM156 103V104H157ZM197 103H199V106H198V104ZM213 103H215L214 105H213ZM46 104V103H45ZM149 103H147V105H148ZM151 104L152 103H150V106H151ZM183 104H184V106H183ZM216 104H217V107L214 109L213 107H215L216 106ZM145 105H146V103H145ZM155 105V104H154ZM154 105H153V107H154ZM181 105V106H180ZM213 107H212V106ZM222 107H221V106ZM149 106V105H148ZM148 106H144L145 108L146 107H148ZM149 106V107H150ZM178 107L177 109H175L176 107ZM193 106V108H195V110L193 111V109H191V107ZM201 106V107H200ZM153 107H150V111H151V109L153 108ZM190 107V108H189ZM204 107V108H203ZM208 107V108H207ZM211 107V108H210ZM221 107V108H220ZM11 108V107H10ZM12 108H14V107H12ZM142 108V107H141ZM186 108H188V110L186 109ZM198 108H200V111L198 110ZM202 108V109H201ZM206 108V110L204 111V109ZM143 109V108H142ZM157 109H152L153 111H157ZM174 109H175V111H178V113H177V115H176V113H173V112H175L174 111ZM179 109V110H178ZM183 109H185V110H183ZM190 109V110H189ZM209 109V110H208ZM222 109H223V112H222ZM250 109V110H249ZM11 109H9L8 111L9 112H11L12 113V111H14L15 113H16V110L14 109V110H11ZM180 110H181V112L184 114V115H178L179 113H180ZM198 110V111H197ZM212 110H215L216 112H214V113H212L213 115H215V117L213 116V115H211V113H209L208 111H212ZM219 110V111H218ZM139 111H140V109H139ZM145 112L144 110H141V112H140V114L141 113H143V112ZM188 111V113H185V112H187ZM192 113H191V112ZM205 113H204V112ZM206 111L209 113V115H208V113L206 114ZM8 112V113H9ZM147 112V111H146ZM145 112V113H146ZM167 112H168V114H169V112H171V113H173V114H175V115H173L172 116V114H171V116H167L168 118H170V119H168L167 117V119L168 120H171V117H176V118H173L172 119V121L173 122H167V120L165 121V115H164V113L167 115ZM194 112H195V114H194ZM199 112V113H198ZM263 112V113H262ZM14 113V114H15ZM155 114H157V112H154ZM201 113V114H200ZM202 113H204V114H202ZM218 113V114H217ZM10 114V113H9ZM9 114H8V116H9ZM13 114V113H12ZM169 114V115H170ZM191 114V115H190ZM199 114L201 115V116H199ZM143 115H144V117H146L145 116V114L143 113ZM158 115H157V117H158ZM192 115H195L196 117H194V116H192ZM198 115V116H197ZM202 115L203 116H205V118L204 117H202ZM217 115V116H216ZM222 115V116H221ZM225 116V118H223L224 116ZM22 116H24L23 114H22ZM191 116V117H190ZM211 116H212V118H211ZM221 118H220V117ZM254 116V117H253ZM10 117H11V115H10ZM143 117V118H144ZM155 117V118H154ZM197 117H199V118H202L201 119V121L202 122H207L206 124L205 123H201L200 121H198V118ZM24 118V121H21V123H23V122H26V120H25V117H23ZM143 118H142V120H143ZM154 118V119H153ZM165 118V119H164ZM190 120H189V119ZM193 118H194V120H193ZM218 118V119H217ZM253 118H259V120L257 121H253L252 120V122H251V119H253ZM144 119V120H145ZM152 119H153V121H155V119H156V116H153L152 117ZM158 119V118H157ZM219 122V123H217L216 122V120ZM220 119H223V121L222 120H220ZM225 119V120H224ZM227 119V120H226ZM261 119V120H260ZM20 120H21V117H20ZM23 120V119H22ZM143 120V121H144ZM178 120L176 121L175 120V122H178ZM197 120V121H196ZM207 120V121H206ZM209 120V121H208ZM212 120H213V122H212ZM263 120V121H262ZM189 121H192V123L191 122H189ZM195 121V122H194ZM214 121L216 122V124L214 123ZM228 123H227V122ZM142 122V121H141ZM145 122V123H146ZM165 122V123H164ZM194 122V123H193ZM208 122H212L211 124L209 123L208 124ZM221 122H224V123H226V124H223V123H221ZM260 124H259V123ZM81 123V122H80ZM144 123V122H143ZM143 123H141L142 125H144ZM156 123H157V120H156ZM172 123H174V124H172ZM190 123H191V125H190ZM196 123V124H195ZM250 123H252L253 125H251ZM256 123V124H255ZM82 124V129H83V123H81ZM81 124H79V126L81 125ZM181 124H183V125H181ZM189 124V125H188ZM198 124V125H197ZM202 124V125H201ZM217 125V126H215V125ZM220 126H219V125ZM221 124H223V125H225V126H223V125H221ZM251 126H249V125ZM195 126V128H196V126H199V127H205V126H207V128H205V130L204 131H207L208 133H209V130L211 129H213V131H210V133L212 132V135L210 134V136H206L205 134H207V132L205 133V132H202V133H205L204 135H202V136H200V137H198L199 136V134L201 133V131H199L200 129L202 130L203 128H197L196 130H194V132L193 133H197L198 131L200 132L199 134L197 133V135L196 134H194V138L193 137H190L191 136V134L190 135H188V133L190 132V131H192L194 128H191V127H194ZM213 125V126H212ZM145 126H146V124H145ZM145 126H143V127H145ZM156 126H157V124H156ZM185 126H187L186 128L187 129H185ZM215 126V127H214ZM219 126V127H218ZM226 126H228V128L226 127ZM249 126V127H248ZM155 127V126H154ZM163 127V129H165ZM190 129H192V130H190ZM222 127H224L223 128V130L224 129H226L225 131H223V133H222ZM226 127V128H225ZM255 127V128H254ZM80 128V127H79ZM152 128V127H151ZM171 128V127H170ZM187 130V132L184 130ZM220 128V129H219ZM167 129H169V128H167ZM172 129V128H171ZM207 129H209V130H207ZM219 131H218V130ZM229 129V130H228ZM244 129H247L246 131L248 132H246ZM255 129V130H254ZM81 130V129H80ZM183 130L187 133V134H185V132H183ZM189 131V132H188ZM197 131V132H196ZM226 131H228V132H226ZM260 131V132H259ZM142 132V133H143ZM181 132V133H180ZM184 134H183V133ZM224 132H225V134L227 135V136H229V137H225V135H224ZM192 133V132H191ZM192 133V134H193ZM201 133V134H202ZM217 133V134H216ZM221 133V135H223V137L220 135L219 136V134ZM145 134V133H144ZM217 135L218 137H216L215 135ZM183 135V136H182ZM131 136V137H130ZM142 136V137H141ZM187 137V138H185V137ZM133 137V138H132ZM159 137H162L163 138V140H161L160 141V139H159ZM171 137V138H170ZM189 137V138H188ZM197 137V138H196ZM225 137V138H224ZM161 138V139H162ZM222 138V139H221ZM131 139V140H130ZM159 139V142L157 141ZM170 139V140H169ZM175 140V142H174V140ZM225 139H226V141H225ZM231 139H233V140H231ZM130 140V141H129ZM148 142H147V141ZM150 140V141H149ZM165 140L167 141L168 140V142H165ZM146 141V142H145ZM95 142H98V141H95ZM152 142V143H151ZM154 142H157V145L155 146V145H153V144H156V143H154ZM160 142L161 143H163V145H161L160 144ZM165 142V143H164ZM172 142H174V143H172ZM230 142V143H229ZM100 143V142H99ZM98 143V144H99ZM121 143V144H122ZM147 145H146V144ZM172 143V144H171ZM175 143H177V144H175ZM149 144H150V146H149ZM173 144H175V145H177V146H173ZM170 145H171V147H170ZM139 146H141V147H143V148H141V147H139ZM155 146V148H153ZM160 146V147H159ZM162 146V147H161ZM112 147H110V148H112ZM140 149H139V148ZM176 148V149H172V148ZM170 148V149H169ZM115 149V148H114ZM128 149V150H127ZM138 149V150H137ZM168 149H169V151H168ZM129 150H130V152H131V150L132 151H134V152H129ZM135 150H137V151H135ZM173 150V151H172ZM109 151H111V149L109 150ZM108 151V152H109ZM113 151V150H112ZM111 151V152H112ZM154 151H156V152H154ZM152 152V153H151ZM154 152V153H153ZM175 152V153H174ZM30 154V156H29V154ZM28 153H24V155L22 156V158H23V162H24V164H25V162L27 163V164H30L28 161H27V159L29 160L30 159V161H31V158H32V155H33V153H32V155H31V153L30 152H28ZM132 153H135V154H132ZM177 153V154H176ZM151 154V155H150ZM28 155V156H27ZM106 155V154H105ZM25 156V157H24ZM101 156V155H100ZM103 156V155H102ZM147 156H149V157H147ZM186 156H187V158H186ZM205 156V157H204ZM29 157V158H28ZM103 157V158H104ZM118 157V158H117ZM147 157V158H146ZM151 157H152V159H151ZM191 157V158H190ZM198 157V158H197ZM200 157V158H199ZM169 158V159H168ZM214 158H216V159H214ZM101 159H102V157H101ZM147 159H150L149 160V162H148V160ZM154 159H156V160H154ZM160 159H161V162H160ZM166 160V162L165 161H163V160ZM189 159V160H188ZM207 159H209L208 161L210 162V159H211V162L214 160H217V161H219V162H217V164L218 163H220L221 162V166L222 167H218V166H220V165H218L217 166V168L214 166V167H209V166H207V168H206V166H204V164H205V162H206V160ZM213 159V160H212ZM240 160V161H238V160ZM113 160V159H112ZM159 160V161H158ZM169 162H168V161ZM173 160V161H172ZM193 160V161H192ZM197 160V161H196ZM202 160L204 161V163L202 162ZM145 163H143V162ZM151 161L153 162V163H151ZM157 163H156V162ZM191 161V162H190ZM196 161V162H195ZM214 161H213V163H214ZM144 164L143 166H141V164L142 163ZM177 162V163H176ZM193 162H194V164L197 166H195L194 164H193ZM209 162H207V163H209ZM137 163V164H136ZM141 163V164H140ZM151 164V166H150V164ZM160 163V164H159ZM161 163H163L165 166H164V168L167 166L166 164H170L167 168H165V169H163V168H161ZM185 163H189L188 165L187 164H185ZM198 163V164H197ZM203 163V164H202ZM118 164V165H117ZM147 164H148V166H147ZM157 164H159V165H157ZM176 166L175 168L177 169V170H172L171 171V169H174V166ZM202 164V165H201ZM214 164H216V162L214 163ZM214 164H212V166L214 165ZM216 164V165H217ZM26 165V164H25ZM134 165V166H133ZM136 165H137V168H135V170L133 171V170H131V169H133V167H136ZM138 165H140L139 167L141 168H139L138 167ZM154 165L156 166H158L159 167V169H157V166H156V169L157 170H155L154 169ZM209 165H211V164H209ZM235 165H237L236 167H235ZM104 166V167H103ZM116 167V168H114V167ZM118 166H120L119 168L120 169H122L121 171H120V169L118 168ZM131 166H133V167H131ZM145 166H147V167H145ZM163 166V165H162ZM184 167L185 166V168L186 169H184V168H180V167ZM242 166V167H241ZM129 167V168H128ZM144 167V168H143ZM171 167V168H170ZM193 169H192V168ZM118 168V169H117ZM152 168H153V170H152ZM212 168V169H211ZM219 168V170H216V169H218ZM247 170H246V169ZM107 169H106V172H107ZM115 169V170H114ZM130 169V170H129ZM150 169V170H149ZM161 169V170H160ZM162 169H163V171H162ZM200 169V170H199ZM204 169V170H203ZM206 169H208L207 171L208 172H210V170H211V172H212V174H210L209 175V173L207 174V172H205L206 171ZM210 169V170H209ZM220 169H221V171H220ZM241 169V170H240ZM249 169V170H248ZM118 170V171H117ZM137 170V171H136ZM143 172H142V171ZM165 170V171H164ZM201 171V172H199V173H197V172H194V171ZM238 170H240V172L238 171ZM120 171V172H119ZM138 171H140V173H142V174H140L139 173V175H141V176H144L146 179H147V182H146V179H145V181H143L144 180V177H138L137 176V172ZM146 171H147V173H148V175H147V177L149 176H151L152 175V177L151 178H147L146 177V175H144V174H146ZM159 173H158V172ZM168 171V172H167ZM237 171V172H236ZM243 171V172H242ZM105 172V173H106ZM116 172H117V175H116ZM118 172H119V174H118ZM132 172V173H131ZM153 172V173H152ZM162 172H165V173H162ZM192 172V173H191ZM203 172H204V177H202L203 176ZM214 172L215 173H217V172H219V179H217V174H215L217 177H215L213 174H214ZM238 172L240 173V174H238ZM122 175H121V174ZM169 174V176H168V174ZM193 173H195V174H197V176L194 174V175H192ZM206 173V174H205ZM241 173H244V175L243 174H241ZM133 174V175H132ZM153 174H156V175H154L155 177H157L156 179L157 180H153L152 178H153ZM163 175V177H162V175ZM202 174V175H201ZM106 175H107V173H106ZM111 175V176H110ZM131 175V176H130ZM135 175V176H134ZM158 175V176H157ZM190 175V176H189ZM201 175V176H200ZM206 175V176H205ZM212 176V177H214V179L211 177V179L209 178V176ZM238 175V176H237ZM246 175V176H245ZM130 176V177H129ZM167 176H168V178L170 177V176H173V177H175V176H177V177H175V181H178L179 183H180V185H179V183L177 182H175L174 181V179L172 178V177H170L169 179H170V181H168L167 180ZM179 176V177H178ZM195 176V177H194ZM200 176V177H199ZM208 176V177H207ZM240 176H242V177H240ZM135 177V178H134ZM154 177V178H155ZM160 177L161 178H165V181L167 182V184H165L164 183V185L165 186H167V187H169V189L166 187V189H168L169 190V194L170 195H168V191L166 192L163 188H164V185H161V183L163 184V181L164 180H162V182H160L161 180H160ZM187 177V178H186ZM192 177V178H191ZM133 178H134V180H133ZM140 178H143V179H140ZM236 178H238V180H236ZM129 179H131L130 181H132L131 183H132V186L131 187H134V188H131V187H127V186H130L131 185V183L128 185V183L130 182V181H128V183H127V180H129ZM140 179V180H139ZM151 179V180H150ZM171 179H173V182L171 181ZM178 179H180V180H183V181H179ZM202 179V180H201ZM247 179V180H246ZM125 180V181H124ZM143 182H142V181ZM148 180L149 181H151V182H148ZM199 180H201L200 182L201 183H199V181L197 182V181ZM205 180V181H204ZM216 180V181H215ZM244 180V181H243ZM251 180V181H250ZM262 180V181H261ZM134 181H136V183H134ZM156 181V182H155ZM157 181H159V182H157ZM138 182L140 183V184H138ZM142 182V183H141ZM152 182H155V183H153V184H155L154 186L156 187H154V186H152L153 184H151V186L150 185H148V183L150 184V183H152ZM171 182V183H170ZM187 182V184H185ZM217 182V183H216ZM243 182V183H242ZM119 183V185L116 187L115 186V184L117 185ZM160 183V184H159ZM168 183H170L171 184V186H170V184H168ZM174 183H176L175 184V186H174ZM134 184H136L135 186H134ZM157 184V185H156ZM173 184V185H172ZM257 184V185H256ZM258 184H259V186H258ZM111 186V189H110V187L109 186ZM251 185H252V187H251ZM114 186V188H112ZM162 186H163V188H162ZM181 187V188H179V187ZM183 186V187H182ZM186 186V187H185ZM242 186V187H241ZM119 187V188H118ZM150 187H152V188H154V189H151ZM185 187V188H184ZM118 188V189H117ZM160 188H162L163 190H161ZM187 189L186 191L184 190V189ZM241 188H242V190H241ZM249 188V189H248ZM114 189V190H113ZM170 189H171V193H170ZM180 189V190H179ZM153 190V191H152ZM181 191L180 193L178 192V191ZM190 190V191H189ZM114 191V192H113ZM162 191H164V192H162ZM183 191V192H182ZM184 191L186 192V194L184 195H182L181 197H180V195L178 196V194H182V193H184ZM187 191H189L188 193H187ZM191 191H192V193H191ZM246 191V192H245ZM160 192V193H159ZM148 193H149V195H148ZM157 194V196L155 197V195ZM165 193H167V194H165ZM249 193V194H248ZM152 194V195H151ZM155 194V195H154ZM159 194V195H158ZM166 195V197H168V198H170V200H168V199H165V195ZM194 194V195H193ZM197 194H202V196H201V198L199 197V195H197ZM162 196V200H160L159 198V196ZM168 195V196H167ZM172 195V199H171V197H169V196H171ZM178 196V198H177V196ZM216 195V197H218L219 198V200L217 199V200H214V199H216V197L214 198V196ZM106 196V197H107ZM149 196V197H148ZM186 196H189V197H186ZM113 197V198H112ZM148 197V198H147ZM156 198L155 200V202H153L154 200L152 199V198ZM158 197V198H157ZM173 197L174 198H176V199H178V200H180L181 201V203H179L180 201H176L175 202V200L176 199H173ZM184 197H186V198H184ZM194 197H199V198H196V199H194ZM205 197V198H204ZM241 197V198H240ZM131 198V199H130ZM163 198H164V200H167V201H163ZM181 198H184L185 199V201H184V199H181ZM189 198V199H188ZM191 198V199H190ZM204 198V199H203ZM208 198V199H207ZM214 198V199H213ZM231 198V199H230ZM112 199V201H110ZM125 199H128V200H132L131 202L129 201V203L127 202L128 200H125ZM194 199V200H193ZM201 199H203L202 201H201ZM210 199V200H209ZM213 199V200H212ZM220 199H221V201H220ZM243 201H242V200ZM256 199V200H255ZM121 200V201H120ZM137 200V201H136ZM163 201L161 204H157V202L158 201ZM188 200V201H187ZM198 200V201H197ZM209 200V201H208ZM228 200H230V201H228ZM239 200V201H238ZM120 201V202H119ZM125 201V202H124ZM134 201H136V202H134ZM189 201H190V204H189ZM192 201H193V203H192ZM196 202V204H194L195 202ZM200 201V202H199ZM217 201H218V203L219 202H221V204L223 205V207H221L222 205L219 203V204H217ZM222 201H223V203H222ZM238 201V202H237ZM241 201V202H240ZM259 201V202H258ZM117 202V203H116ZM122 202V204L120 205V203ZM124 202V203H123ZM142 202H144V203H142ZM145 202H146V204H145ZM168 202H173V203H171V204H173V205H175L177 202H178V205H175L174 207H176L177 206V208L178 209H175L174 207H173V205H170L169 203L167 204ZM184 202V203H183ZM188 202V203H187ZM210 202H213V203H210ZM216 203V206H214L215 205V203ZM118 203H119V205L120 206H122L121 208H120V206H118V208H120V210H117L118 208H117V205H118ZM127 203V204H126ZM130 203H132V204H130ZM134 203V204H133ZM137 203V204H136ZM143 205H142V204ZM155 203L159 206V207H161L162 208V211H161V208H159L157 205H155ZM159 203V202H158ZM165 203V204H164ZM189 204V205H193L192 207L191 206H189V205H187V204ZM199 203V204H198ZM227 203H230L229 204V206H228V204ZM244 203V204H243ZM123 204L125 205V206H123ZM128 204H129V207H130V205H131V208H128ZM180 204V205H179ZM201 204V205H200ZM203 204V205H202ZM204 204H206V206L204 205ZM209 204V205H208ZM211 204V205H210ZM237 204H238V206L239 207H237ZM239 204H241V206L239 205ZM102 205V206H103ZM127 205V206H126ZM141 205V206H140ZM146 205H149V207L150 208H148V206L146 207ZM196 205V206H195ZM200 205V206H199ZM232 205V204H231ZM244 205V206H243ZM99 206H101V203L98 205V207ZM154 206V207H153ZM156 206H157V208H156ZM172 206V208H170V207ZM214 207V209H211V208H213ZM97 207V206H96ZM104 208H105V206H103ZM125 207H127L126 209H125ZM202 207V208H201ZM218 207V208H217ZM241 207V208H240ZM103 208V209H104ZM123 208V209H122ZM136 208V209H135ZM141 208V209H140ZM158 208L160 209V210H158ZM186 208L184 207L183 209H185L184 210V212H185V214H183V213H181L180 211H177L178 212V214H180L181 213V215H179V216H182L183 217V215H185L186 216V218L188 217L187 216V213H186V211L189 213V211H188V209L186 210ZM197 208H199L198 210H196ZM201 208V209H200ZM224 210H223V209ZM235 208H236V210H237V212L236 211H234L235 210ZM140 211H139V210ZM234 209V210H233ZM241 209V210H240ZM94 210V209H93ZM95 210V211H96ZM124 210V211H123ZM135 210H136V212H135ZM148 210V211H147ZM196 210V211H195ZM216 211V210H218V212L216 211L215 213H214V211ZM220 210V211H219ZM119 211H121V214H122V212H123V214L122 215H124L125 217L126 216H128V217H126V218H123V217H121L122 215L120 214V212ZM142 211H144V212H142ZM162 212V214H161V216L158 214L159 212ZM199 211V212H198ZM238 211H239V213H238ZM107 212H109V213H107ZM119 212V213H118ZM139 213V216L137 215V214H134V213ZM148 212V213H147ZM176 212V213H177ZM209 212H208V216L210 215L209 214ZM212 212H213V214H212ZM240 212H242V214L240 213ZM125 213V214H124ZM129 213L131 214V217L133 216V217H135L136 219H134L133 217H132V219L134 220H132L131 219V217H130V215H129ZM140 213H142V214H140ZM175 213V214H176ZM194 213V215H196V217H199V215H197V213L195 214ZM244 213V214H243ZM111 214V215H110ZM116 214V215H115ZM120 215V217H119V215ZM127 214V215H126ZM134 214V215H133ZM144 214V215H143ZM147 214V215H146ZM149 214V215H148ZM174 214V213H173ZM172 214V216H174V218L175 217H177L178 218V215L177 216H175V215H173ZM110 215V216H109ZM113 215V216H112ZM137 215V216H136ZM140 215H141V217H140ZM143 215V216H142ZM200 215H202V214H200ZM242 217H241V216ZM114 216H117L118 218H119V220H120V218H123V219H125V220H123V222H121L122 221V219L120 220V223H118L119 221H118V219H117V217H115L114 218ZM153 217V218H151V217ZM185 216L183 217V218H185ZM191 216V215H190ZM221 216V215H220ZM224 216V215H223ZM109 217V218H108ZM112 217V218H111ZM129 217H130V220H129ZM140 217V218H139ZM145 217V218H144ZM160 217V218H159ZM196 217H194L195 219H196ZM207 217V216H206ZM246 217V218H245ZM100 218V219H99ZM157 218V219H156ZM177 218H175L174 220H175V222H178V221H176L177 220ZM184 219V220H182L181 221V223H180V225H182V223L183 222H186L187 223V228H188V231L190 232H187V231H184V230H182L180 233L182 234V236L184 237V233L185 232H187V233H189V235L186 233V236L188 237V240H189V237H191V236H193L192 238H196V240L197 239H199L200 238V240H202L201 239V235H203V237H210L211 236V234H216V233H220L219 231L222 229V228H224V225L222 226L221 225V223L223 222V217H221L220 218V220L219 221H222L220 224L218 223V225H221V229L220 230H216V228H218V227H220V226H216V228L214 227V226H212V225H210V224H208L209 226L208 227H204L205 228V230L203 229V228H201V230H198V228H197V224L195 225L193 222L195 221V219L193 218V217H191V219L190 220H192V218L194 219V221L192 222L195 226H196V228L194 229V226H192L193 224H191V223H188V221H189V218L188 219ZM219 218V217H218ZM248 218V219H247ZM92 220H93V218H91ZM111 219V220H110ZM114 219H116L115 221H114ZM142 219V220H141ZM143 219H145V220H143ZM154 219V220H153ZM159 219H160V222H159ZM182 219V218H181ZM180 219V220H181ZM126 220H128L129 222H131V220H132V222L134 223H130V225H132V226H130L129 227V225H127V224H129V222L127 223V221ZM137 220H138V222H137ZM141 220V221H140ZM179 220V219H178ZM218 220V219H217ZM225 220V219H224ZM105 221H109V225H105L106 223H105ZM113 221H114V223H113ZM116 221H118V222H116ZM139 221H140V223H139ZM143 221H145L144 223L146 224H144L143 223V225H141L142 224V222ZM249 221V222H248ZM98 222H99V224H98ZM118 223L120 226H122V227H120L118 224V226L117 227H115V224L116 223ZM175 222L173 221V223H174V225H175ZM180 222V221H179ZM179 222H178V224H179ZM190 222V221H189ZM225 222V221H224ZM223 222V223H224ZM229 224H228V223ZM123 223H126L125 225H126V227H123V226H125ZM151 223V224H150ZM185 223V224H186ZM246 223H248L247 225H248V227H247V225H246ZM121 224H123V225H121ZM136 224V225H135ZM150 224V225H149ZM162 224V223H161ZM189 224L191 225V226H189ZM228 224V225H227ZM105 225V226H104ZM140 225V226H139ZM145 225V226H144ZM152 225V226H151ZM177 225V224H176ZM89 226H93V225H89ZM105 228H104V227ZM112 226V227H111ZM133 226H134V228H133ZM137 226H138V229L140 230V229H142L141 230V232H145V233H150V230H154L153 232H151V234H152V237L153 238H155L154 239V241L155 240H158L159 239V236H160V239L158 240V241H160L158 244L159 245H161L162 244V242L161 241H163V243L164 242H166V243H164V244H166V246L168 245V242L170 243L171 242V240H172V242L169 244V246L171 247L170 249H167L166 247H165V245L163 244V246H162V249H163V247H165L166 249H164V251H167L166 252V254L168 253V255H170V257H167L168 255H164L165 254V252H163L162 250H161V247H159V245L157 244V243H155V242H152L153 241V238H150L149 236H150V234H145L144 232V234L142 233V235H139L141 232H139L138 230H137ZM142 226H143V228H142ZM189 226V227H188ZM233 226V227H232ZM109 227V228H108ZM132 227V228H131ZM140 227V228H139ZM145 227V228H144ZM148 227H151V228H148ZM158 227V229L156 230V228ZM121 228V229H120ZM128 228V230H126V229ZM130 228H131V230H130ZM148 228V231L146 230ZM153 228V229H152ZM174 228H178V227H175L174 226ZM192 228V229H191ZM209 228V229H208ZM226 228V227H225ZM135 229V230H134ZM143 229H145V230H143ZM150 229V230H149ZM161 229H163V227L161 228ZM200 229V228H199ZM207 229V230H206ZM212 229H214V230H212ZM251 229H252V231H251ZM135 232H134V231ZM187 230V229H186ZM196 230H197V232H196ZM211 230V231H210ZM216 230V231H215ZM96 231H97V234L96 235H94L95 233H96ZM108 231V232H107ZM123 231V232H122ZM192 231V232H191ZM200 231H202V232H200ZM90 232V233H91ZM99 232H100V234H99ZM130 232V233H129ZM133 232V233H132ZM138 232H139V234H138ZM155 232H157V233H155ZM162 232V231H161ZM163 232H165L164 231V229H163ZM162 232V233H163ZM179 232V231H178ZM184 232V233H183ZM214 232V233H213ZM221 232H222V230H221ZM223 232H222V234H223ZM245 232V233H244ZM94 233V234H93ZM125 233L128 235H125ZM129 233V234H128ZM132 233V234H131ZM153 233H155V234H157V237H156V235H155V237H154V234ZM202 233V234H201ZM205 233H206V235H205ZM208 233H209V235H208ZM89 234V235H88ZM100 236H99V235ZM134 234H135V236H134ZM139 235V238H137V235ZM158 234H160V235H158ZM181 234L179 235L180 237H181ZM201 234V235H200ZM221 234V233H220ZM230 234V235H229ZM93 235V236H92ZM111 235V236H110ZM120 235V236H119ZM124 235L125 237H128L127 239H128V242H126L127 241V239H125L124 237H122V236ZM130 235V236H129ZM146 235V236H145ZM191 235V236H190ZM208 235V236H207ZM88 236V237H87ZM95 236V237H94ZM102 236V237H101ZM106 236V237H105ZM146 238V239H148L147 241H149V243L151 242V244H149L148 245V242L146 241V239H144V237ZM147 236H148V238H147ZM201 236V237H200ZM224 236V235H223ZM250 236V237H249ZM113 237V238H112ZM135 239V240H133V238ZM164 237V236H163ZM202 237V238H203ZM249 237V238H248ZM80 238H82V239H80ZM89 238H92L91 240H89ZM122 238V239H121ZM124 238V239H123ZM131 238V239H130ZM151 239V241H150V239ZM156 238H158V239H156ZM185 238V237H184ZM234 238V239H233ZM240 239V240H238V239ZM115 239H117V240H115ZM119 239V240H118ZM162 239V240H161ZM180 239H182V237L181 238H179V240ZM205 239V238H204ZM203 239V240H204ZM231 239H232V241L233 242H236V245L234 246L231 242ZM236 239L238 240V241H236ZM84 240V241H83ZM85 240H88L89 242H91V244L88 242V241H85ZM124 240V241H123ZM196 240H194V241H192V239H190V241H192V242H196ZM223 239L222 238H220V240H219V242L220 243H224V241H222ZM84 242V244L85 245H83V242ZM138 241V242H137ZM158 241H156V242H158ZM197 241H199V240H197ZM104 242V243H103ZM121 242H123L124 243V247L122 246V243ZM135 243V245L133 246V244ZM141 242L144 244H141ZM144 242H146V243H144ZM189 242V241H188ZM202 242V241H201ZM240 244H239V243ZM249 242H251V243H249ZM100 243V244H99ZM128 243V244H127ZM133 243V244H132ZM200 243V242H199ZM132 244V246L133 247H136V246H138V248L139 247H141V248H132V246H130ZM148 246H147V245ZM226 243H225V245H227ZM235 244V243H234ZM237 244H239L238 246H237ZM96 245V246H95ZM126 245V246H125ZM128 245V246H127ZM141 245V246H140ZM142 245H143V247H142ZM102 246V247H101ZM147 246V247H146ZM150 246H153V247H150ZM232 246H234V247H232ZM244 248H243V247ZM249 246V247H248ZM104 247V248H103ZM106 247V248H105ZM146 247V248H145ZM168 247V246H167ZM228 247V246H227ZM247 247H248V249H247ZM83 248V249H84ZM97 248H101V249H97ZM153 248H158V250H154ZM169 248V247H168ZM226 248V247H225ZM246 248V249H245ZM80 249V248H79ZM93 249V250H92ZM148 249H149V251L151 250V252H148ZM229 249V248H228ZM236 249V250H237ZM252 250V252H251V250ZM90 250H91V253H89L90 252ZM95 250V251H94ZM136 251V250H138V251H136L137 253L135 254L134 253V251ZM140 250V251H139ZM160 250V251H159ZM175 250V249H174ZM178 250V249H177ZM230 250V249H229ZM92 251H94V252H92ZM100 251V252H99ZM106 253H108V256L106 255V257H105V252ZM162 251V252H161ZM231 251V250H230ZM229 251V252H230ZM244 251H247L246 253H244ZM96 252V253H95ZM105 253L104 254V257L105 258H103L102 256V254L103 253ZM133 252V253H132ZM138 252H140L139 254H138ZM148 252V253H147ZM160 252V253H159ZM175 252V256L176 257H178V255H180V256H182V253H178V252H180V250H178V251H174ZM232 252V251H231ZM150 253H152V254H150ZM158 253V255H156ZM177 253H178V255H177ZM236 253V254H235ZM250 253H252L251 255H250ZM81 254V255H80ZM96 254V255H95ZM100 254V256H98ZM149 254V255H148ZM161 254V255H160ZM235 254V255H234ZM249 254V255H248ZM95 255V256H94ZM111 255V256H110ZM124 255H126V257L124 256ZM132 255H133V257H132ZM164 256V257H161V256ZM248 255V256H247ZM77 256V257H78ZM93 256L95 257V258H93ZM110 256V257H109ZM125 258H124V257ZM135 256H137V257H135ZM157 256V257H156ZM174 255L172 256L173 258H171V262H173L174 264H176V262H174V260L173 259H175L174 257H175ZM236 256V257H235ZM243 258H242V257ZM86 257H88V259L86 258ZM109 257V258H108ZM135 257V258H134ZM155 259H154V258ZM159 257V259H157ZM160 257L162 258L161 260H160ZM183 257V256H182ZM186 257V256H185ZM184 257V258H185ZM230 257H231V259H230ZM83 258H85L86 259V262H84L85 260L83 259ZM108 258V259H107ZM127 258V259H126ZM134 258V259H133ZM149 259V261H148V259ZM164 258V259H163ZM169 258V259H168ZM187 258V257H186ZM183 259V260H185V261H183L184 263H186V262H188V263H186V264H189V263H191V261L193 262V260L191 259L190 261H189V259L190 258H187V259ZM236 259V258H238V259H236L235 260V262H234V260L233 259ZM103 259V260H102ZM105 259H107V260H105ZM125 259V260H124ZM197 259V258H196ZM250 259V260H249ZM98 260H99V262H98ZM166 260V261H165ZM187 260V261H186ZM211 260V259H210ZM78 261V260H77ZM81 261V262H82ZM151 261H152V263H151ZM156 261V262H155ZM160 261V262H159ZM161 261H164V262H166V263H163V262H161ZM176 261V260H175ZM196 261H199L198 263H200L201 262V264H210L211 262L209 261V262H207L206 260L205 261H200V260H195L194 259V262H193V264H196L195 262ZM233 261V262H232ZM89 262V263H88ZM125 262V263H124ZM139 262V263H138ZM141 262V263H140ZM143 262V263H142ZM203 262V263H202ZM205 262V263H204ZM78 263V262H77ZM82 263V264H83ZM129 263V264H130ZM153 263V264H154ZM197 263V264H198ZM213 263V262H212ZM60 264H64V263H60ZM170 264H172V263H170ZM178 264V263H177ZM182 264V263H181ZM213 264H215V263H213ZM216 264H218V263H216Z\"/></svg>",
	"mask_w": 264,
	"mask_h": 264
}]
</instances>
